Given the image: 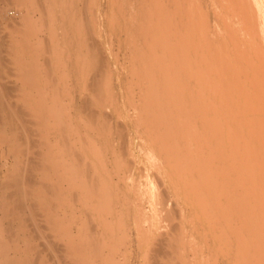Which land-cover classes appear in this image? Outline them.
Returning <instances> with one entry per match:
<instances>
[{
  "label": "rangeland",
  "instance_id": "374dc122",
  "mask_svg": "<svg viewBox=\"0 0 264 264\" xmlns=\"http://www.w3.org/2000/svg\"><path fill=\"white\" fill-rule=\"evenodd\" d=\"M112 1H113V4H112ZM118 1H119V3L121 2V0H118ZM124 1L125 0H122V2H121L122 5L121 6L125 5L126 2H124ZM136 1L134 2V0H133V3H132V0H128L126 5H125V7L128 8V5L131 4V3H132L133 6H129V8L133 9V7H135V6L136 7L140 6V4L136 5L137 4ZM142 1L144 3V4L142 3V8L144 6L145 10L149 9V8L151 9V11L149 10L150 13L147 10L148 11L147 13H149L147 18L150 19V17H149V16H151L150 14L151 13L153 14L152 10L155 9L156 5L158 4L157 2H159L161 0H157V2H156L157 4L154 2V0H142ZM163 1L161 2V4L163 3V5H166V8H165V6H163L164 8L162 7V5H160V6L163 8V10L165 9L162 14H165V16L167 18L164 15L161 14V12H162V10H161L162 8H161L159 12H157V10H156V12H157V13L155 12L156 15H153L151 17V19L153 17H155V16H157V18H158L160 15L164 17V18L162 17L164 22H165L166 19L168 20V18H171L170 19L171 21L176 20L177 17L179 19H181L180 16H184V15H186V18H187V19L185 18L186 19L185 22H186L187 25L184 23V20H182L183 24L181 23L182 22L181 20H180L181 21L180 23H179V19L176 20V22L178 21V23L180 25L182 24V26L185 25L186 27H188V28H186L184 26L185 27L184 28V27L181 26L178 31H177V29L179 28L178 26H180V25H177L176 23L173 24L174 21L173 22L170 21L172 25L175 26V24H176V26L178 27L177 28L175 26L176 30H174V31H176V32H174V33L177 35V38L175 37V39L171 35L172 33L170 34V32L172 31L171 29L174 26L172 27V25L169 23V25L171 26V27H169V25L166 23L167 21L165 23L167 24L166 26H168L169 28L167 27L168 29H166L165 27H163L165 29H163L161 32H159L156 29H159L160 27L165 26V24L161 25V23H160L161 21L158 22L159 19L154 20L155 19L154 18V19H152L153 21L151 20L152 22L148 19L146 21V23L145 22L143 23V21H141V20H145V17L147 15H145L146 13L145 14L143 13L144 17L141 16L142 11L144 10V9L142 10V8L141 9L139 8L142 11H140L139 9H134L133 10V15L134 16L130 15L131 18L132 17L133 18H135V17L136 18H139V17L141 18L142 17L143 19L139 18L140 19L139 22H140L141 25L138 24V21H137V24H138L137 25L136 22H134L133 19H132L133 21L130 20V21H132V24H129V22H130L129 18L130 17L129 18L127 17V19L125 17L128 14H131L132 11L130 9V12L128 10L129 13L127 12V14H126L125 11H127V10H125V7H124V10H122L121 7H120V4L117 2V0H16V1L15 0H0V57H1V59H0V67H1L0 68V84L2 83L1 84L2 88L0 87V93H1L0 94V264H13V263L15 264V262L17 264H24L27 261H28L27 264H31V262H32V264H213V263L214 264H227V263H224V262L228 261V260H226L227 255L231 256L235 251L238 250L237 247L239 245H241V247L239 248L240 250H242L241 248H244L243 249L244 254H242L243 252L242 253L240 252L242 255L240 254L238 256V254H239V250H238V253H236L235 257L231 256L232 257L231 258L229 256L230 257L229 259H231L230 260V264H232V263L241 264V261L242 262L244 261V258H245L244 256H247L245 258L246 261H245L244 264H249L247 262L248 258H250L249 259L250 260V264H255L254 263L255 261H257L256 264H264V255H263L264 254V244H263L264 243V226H263L264 222H263L262 226L260 227L261 222L264 219V212H263L264 208H261L262 206H264L263 205L264 202L262 203V205H260L262 199L264 198V196H263L264 187H262L264 185V183L263 184L259 183L260 178H261L260 182H263L262 178H264L263 177L264 176V174H263L264 173L263 172V170H264L263 168L264 167L261 166V165H263L262 162L264 161V153H263L262 156L260 155V154H262V152H264V150L262 149V147L264 148V146H262V141H263L262 138L264 137V136H262L264 134V129H263L264 128V120H263L264 117L261 116V117H263L261 119V122H260V118H259L260 114L262 113L261 112L262 109L261 110L259 109V108H261V106L259 104L264 106V104H263L264 98L262 100V98H260V96L264 95V92L261 90V88L263 87V86L261 87V85H262L261 82L262 81H259V80H264L263 79L264 76L261 79V77H260L261 73L258 72V74H260V76L258 74H256L257 73V69H260V71L262 70L261 71L263 73L262 75H264V72H263V70H264L263 67L264 66L259 65V66H261V68H259V66H254V64L255 65L259 64V60L264 57V52L262 51V48L264 50V47H263L264 38H262L260 36L261 37V39H260L257 36V32H258V34H260L259 31L261 30V28L262 29L264 28L263 27L264 25L261 27L262 24L260 25V23H261L260 21H258L260 23L257 22L260 26L257 23H254V22H250V23H253V24H251L252 26L249 25L250 23H245L244 22V23L240 24V25L245 24L244 25L245 28L244 27L243 28L245 29L244 31H246V32L243 33V29L238 26V22L237 23H234V22L232 23V24H234V26L236 24V28L239 27L240 29H242V33L244 35L243 37H246V36L249 37V35L250 36L252 35V39H253V37L255 38L257 36L261 40L262 44H259L260 47L258 45V48H261V49H259V51L257 50V52L255 53L256 55H255V54H253L256 51L255 50L256 47L254 45L257 44L256 42L259 43V39L256 37L258 39V41H256V42L254 41L255 42V44H254V42L251 43L252 40H251V37H250V44L253 45V46H251V45L249 46L248 45L249 44V40H247L245 38H243L244 39L243 40L242 36H239V34L236 33V31H235L236 28L233 29L235 31V33L238 34L237 36H239V38H241V39H239V43H241L240 40L243 41L242 44L245 43V42H248V44H243V45L244 46L248 45L249 46V51H250V49H251V51H252V49H254V52H251V51L249 52L248 50L247 51L245 50L247 47L243 48L245 53L250 54V56L249 55L247 56V54L246 55L243 54L244 51L240 48V47H243V45L240 44L241 46L239 45L240 46L239 47L238 44H237L235 46L234 42H236L237 40L235 41L236 35L233 36L232 27H234V26L231 23H228L229 26L231 24V27H229V29L231 31L228 29V25H227V27L225 25L221 26V27H223V29L222 28L219 29L220 25H218L219 27L216 26L218 28L217 29L218 32H216V31L215 32L220 34V35L224 34V31L225 32L229 31L228 35H229V37L231 35L232 36V38H231L232 42L234 41L233 43L231 42L232 45L235 46V49H237L239 47L238 48L239 51L237 50V53H241L242 52V54H236V52L234 54V51H232V50H235V49L231 47L230 40H228L230 44L226 41L228 43V44L226 43L227 46H229L230 51H232L234 56H235V57H231V59L232 58H234V59L236 58L235 60L237 62V58H238L239 59L238 61H239V63H241V66H242V62H243V60H241L242 62H240L241 57H243V58L245 57L244 58L245 60L248 57L247 60H249L250 63L252 61V63H251L252 66L251 65H249L250 67L247 66V67H249L248 68L249 72H247V67H246V64H245L246 62L245 63L243 62L244 70L246 69V71H244L243 73L241 72V74L240 73L238 74V72H240V69L241 68L243 69V66L241 67L239 64H237L238 62L237 63L233 62V63H236L237 65H239L240 68H238L237 66H233V68H232L231 67L232 65H231L230 58L228 57L229 59H226L227 53H229L228 54L229 56H232V52L230 53V51H224V52L221 53V55L219 54L220 57H221L222 54L226 53L225 58L224 57L223 58H224L225 62H226V60L230 61L229 66L231 65L230 66L231 68L228 67V68H230V70L226 66H224V68H223V66H221V65L225 64L224 61L222 62L223 64L220 65L219 64L220 60L217 59V54L220 51V49L218 48V45L219 46L221 45V43L219 44V42L221 41V37H223L222 41L224 43L221 41L223 43V45L225 44V40L228 39L229 37L224 39V35H221V37H219L220 35L217 34L218 35L217 36V40H216V37H215V40L217 42L216 41L212 42V41H214V40H212L211 43H210L211 37H214L215 35L213 34L214 31H212L213 35H209V32L212 30L211 28H215V25H217V24H212L217 19L216 18L214 20V18L216 17V14H215L216 10L214 8H212V5L208 6V8L206 9L207 5L205 4L204 0L203 1L202 0H200V1L199 0H197V1L193 0V2H191L190 5H189L190 1L186 2V0H185V3H182L184 0H182V2L180 0H173V1L172 0L168 1L167 0L168 2L165 3V4H164V2L166 0L164 2ZM174 1L176 2V5H175ZM179 1L181 2L182 5L181 4L177 5V3H179ZM149 2H154L151 5V6H153V4H154L153 8L148 7V5L146 3L150 4ZM169 2L171 4H173V2H174V4L171 5V7H173L175 5L174 6L175 10L177 8L179 9V7L181 5L182 9L184 8L183 11L182 12L179 11V10H182L181 8L179 10H177V11L181 12V14L183 13V15H180L179 12H178L179 15H177V13L175 12L176 15H177L176 16L173 13L174 11H172V8L170 7ZM134 3H136V4H134ZM186 3L188 4V6H187ZM42 4H44V5H42ZM46 4H47V6H46ZM145 4H146V7H145ZM201 4H204L205 6L203 5L204 6L203 7ZM50 5H51V7H50ZM185 5H186V8L183 7ZM191 5H192V10H191V8L187 9V7H190ZM160 6H159V8H160ZM177 6H179V7H177ZM200 6H202V7H200ZM169 7L171 8V12H169V13H173L174 17L176 16L175 17L176 19L173 17L172 14H169L168 11H166ZM174 7H173V9H174ZM47 8H49V9H47ZM119 8L122 11L119 12ZM201 8H202L203 12H201V15H200L199 12L202 11ZM90 9H92V10H90ZM196 9H197V11H196ZM204 9L206 10V13L204 12L205 11ZM135 10H136L137 14H138V10L141 12V14H138L140 16L137 17V15H135L136 14L134 12ZM145 10L143 12H145ZM184 10H185V14H184ZM187 10L189 12L191 10V12L189 13V12H187ZM90 11H91V13L94 16L90 13ZM123 11L126 14V16L123 13ZM165 11L168 13V16L170 15L169 17L167 16L166 13H164ZM169 11H170V9H169ZM194 11H196L195 12L196 15H195ZM95 13H96V15H95ZM188 13H189V15H188ZM203 13L205 15H203ZM252 13H254V12H252ZM258 13H259V10H258ZM258 13H257V17H259V15H260ZM263 13L264 12H262L261 15L264 17ZM122 14H124V16H123L124 18H122V16H121ZM191 14L195 18H193ZM211 14H212V16L215 14V16H213L214 17L213 19L211 18L212 17ZM26 17H27V19H26ZM197 17H198V19H197ZM263 17L261 19H263ZM92 18H93V21H91ZM109 18H110V20H109ZM190 18L193 19V20L191 21ZM203 18L204 19L206 18V20H204ZM200 19H202L203 21H201V23L199 24L198 22H199ZM261 19H259V20H261ZM44 20H45V22H44ZM94 20H95V22H94ZM124 20L125 21L127 20V22L129 21L128 24H126L127 22H124ZM136 20L137 19H135V21ZM210 20H211L212 27L210 25H206L207 22H208V24L210 23L209 22ZM109 21H110V23L108 24ZM149 21L151 22V24L152 23L155 24L154 21H157V24L160 23L157 26L155 24L156 29L155 28H153V29H155L156 31L152 30L154 32V34L152 33V31H150L153 34V39L154 38L160 39L159 36H161V35L163 36V34L164 35L167 34L168 31H166V30H169L171 28L170 29L171 31L168 34L171 35V37H173V38H171L170 36H167V35H165L163 37L161 36L162 38L169 37L170 40L174 39V41H175V42L173 41L174 44H175L174 45V49H172L173 46L169 47V46L173 45L170 40L165 38V40L167 39L166 41H168V42L170 41L171 42V43L167 42L168 45L163 41V43L165 45H167V47H169V48H166L165 45L163 46V48L165 47L166 49L164 50V53L163 52L162 53H163V55L164 54L167 55L166 58L161 57L162 55H159L161 53L158 50H160L159 48H161L162 46H160L158 39L157 40L156 39H154V40L152 39L151 40L152 42H154V44L152 42H150V44L152 43L153 46L156 45L154 47L152 45H150V44H147L150 41L148 39L149 38L148 34H150V32H148V30H147L148 29L147 26H149V24H150ZM189 21L191 22V24L193 23V21L194 22L197 21V22L193 23L192 27H190L191 24H190ZM218 21H220V20H218ZM218 21H216V22H218ZM117 22H118V24H116ZM122 22H124L125 24L122 23ZM147 22H148V24H147ZM221 22H223V21H220V24L222 25ZM13 23L15 25H11ZM262 23L264 24V22H262ZM154 24H152L153 26L151 25V28L155 27ZM197 24H198V26H197ZM246 24H247V26H246ZM254 24H255V26H254ZM96 25H97V27H96ZM117 25L121 26V28L122 29L124 28L125 30L124 29L122 30ZM123 25H131L132 26V27L130 26L131 27V32L132 33H136V35L139 34V35H137L138 37L141 36L144 32L147 31L148 34H147V38L146 39L149 40V41L147 42L145 38H144V40L147 43L143 41L144 35L146 36L145 33L139 38L137 36H135L134 38H131V34L132 33H129L128 34L129 36L125 33V32H129L130 31L129 26L122 27ZM133 25L134 26L136 25V27L138 26L137 27L138 29H141L143 27V29L141 31V34H140V30L137 31V28H135V29L133 28L134 27ZM256 25H258V26H256ZM15 26L17 28H15V30H14L13 27H15ZM22 26H23V29H21ZM89 26H91L92 28L89 27ZM104 27H106V28H104ZM126 27L129 28L128 31H126V29H127ZM139 27H141V28H139ZM224 27H226L225 29H228V30H224ZM259 27H261L260 30H259ZM30 28H31V30H29ZM118 28H119V30H118ZM175 28H173V29H175ZM197 28H198V30H196ZM239 28L236 29L237 32L239 31ZM132 29H133V31H132ZM189 29L194 33V34L190 33V34L194 35V37H193L194 40L195 41L198 40V41H196V43H195L194 40L192 38H190L193 41V43H191L192 41L189 40V42L192 44V47L191 48L188 47V49H186V46H190V43L187 41V39H188L189 36L190 37L192 36V35L188 36L189 31H190ZM193 29L198 31L197 32L198 36H201L202 34L203 35L207 34L208 36L207 35L206 36L208 38L210 37L209 40H208L209 43H207V39H206L207 37L205 38V36H204V38L206 39V42L204 41V43H202V42L205 39H202L201 38L202 36L198 37L196 35L198 37V39H196L195 38L196 32ZM164 30L167 33L166 32L162 33V32H164ZM251 30L255 32L256 36H253L254 32L252 33ZM92 31L96 34V36H97V34H100L99 38L96 39V36L92 33ZM184 31H185V34L187 35L186 40H184L185 36H186L185 34H183ZM219 31L222 32V33H220ZM200 32H201V34H200ZM157 33H158V35L156 36ZM240 33H241V31H240ZM247 33H250V34L248 35ZM180 34H182V35L180 36ZM29 35H30V38H29ZM102 35H103V37H102ZM104 35H106L107 37L106 36L104 37ZM183 35H184V37H183ZM132 36H134V34ZM23 37L26 40L23 39ZM126 37L131 38L132 40L131 39H127ZM181 37H182V39H180ZM15 38H17V39H15ZM104 38H106L105 41L102 40ZM137 38H138V41H137ZM140 38H141V40H140ZM178 39H180V41L181 40L182 41L179 42ZM200 39H202V41ZM218 39H220V40H218ZM139 40L141 41V43H143V45H144V43H146L145 44L146 48H147V45H150L151 46V50H150L151 52L148 50L150 48L149 46H148V49H146L144 46H143V48H141L142 44H140V46L137 47L138 49L140 48L139 50L135 47L136 54H135V52H132L133 51L132 49H134L133 44L140 43ZM15 41L16 42L18 41V42L16 43ZM160 41H162V39ZM183 41L184 42L186 41L184 43V46H182L183 48H185V51H184L185 53L183 52V48H181L179 53H177V50H179V47H181L180 44L183 45L182 44ZM199 41H201L202 46H203V47H200L199 50L203 51L202 48L205 49V51H203L201 53L202 55L198 54L199 52L196 54V48H198L196 45H197V43H200ZM12 42H14L16 45L13 44ZM94 43L97 44V45H95ZM160 43H162V42H160ZM215 43L217 45L214 47ZM158 44H159L160 47H158ZM178 44H179V46L176 48V45H178ZM204 44L205 45L207 44V45L204 47ZM212 44H214L213 48H215L214 49L215 52H214L213 49H211ZM129 45H130V47L128 48ZM200 45L201 44H199L198 46H200ZM92 46H93V48H92ZM97 46H99V47H97ZM131 46H132V49H131ZM135 46H137V44ZM194 47H195V49H194ZM251 47H255V48H251ZM102 48H103V50H102ZM156 48H158V50H155ZM207 48H210V49H208V51L212 50V52H214L215 55L213 53L211 54V52H209L210 55L204 56L205 54H208V52L206 51ZM217 48H218V50H217ZM227 48L228 47H226L225 50H227ZM229 48H228V50H229ZM130 49L132 51H130ZM135 49H134V51H135ZM141 49H143L144 51L145 50L149 51V52L146 51V53H151L152 54V52H153L152 55H154L155 52H157V51L159 52V53L157 52V56L159 55L160 59L158 57H157L158 59H156V57H155L156 55L153 57V59L157 60V61L156 60L154 61V63H155L154 67H153L154 70H152V71L150 70L149 72H147V70H149V68L153 65V62H152L153 60L150 61V58L148 56L149 54H147V57H146L145 56L146 54L144 53L145 54L144 55L142 53V52H144L143 50H142V52H140ZM152 49H153V51H152ZM167 49H169V50H167ZM170 49L173 50V51L170 52ZM189 49H190V52H189L190 58H189V61L187 60V62H188L187 64L188 65H185L187 67H185V66H183L186 63L185 59L186 58L188 59V57H186L188 55L187 54L188 51H186V50H189ZM137 50H138V52H137ZM260 50L263 53L262 54L263 57L261 56V53H260L261 51ZM193 51H195V52L193 53ZM87 52H88V54H87ZM95 53L97 55L98 54L99 55L96 56ZM133 53L135 54L134 56H133ZM140 53L143 56L142 59L146 57L145 59L147 60V58H149L148 60L150 62H152V63H149L148 61H146V63L148 62V64H145V62H144L145 59L142 61V59L140 60V58H138L139 56L136 57V59L138 58L139 61L136 60L135 56H137ZM168 53L170 54L169 56H168ZM175 53L178 54L176 56V58L173 57L175 55ZM183 53H184L185 56H183ZM259 53H260V55H259ZM141 54H140V56H141ZM181 54H182V56L180 57ZM193 54H196L197 56H194ZM240 55H242V56H240ZM92 56H93V58H92ZM193 56L196 58L195 60H194ZM198 56L200 57V60H198L199 62L196 64L195 62L197 61ZM211 56L216 57V59L215 58H212V59H215L216 61L219 60V62L214 64L213 61H211L212 60L210 58ZM257 56H259V57L261 56V58L258 60ZM114 57H115V59H114ZM207 57H209L210 60ZM250 57H251L252 60H250ZM131 58H134L132 60V62L134 61L133 63L131 62ZM170 58H171V61H169ZM180 58H183L182 59L183 63H182L181 66H182V68L183 67L185 68L184 71L182 70V73L184 72L183 76L185 74L190 76V80H189L188 76H186V77L181 76L178 79V82L182 79V81L180 83L181 87H182L181 88L182 91H183L184 87L188 86L187 85L188 81L186 82V80H189V83H190V85L187 87V89H185V91H183V92L181 91L182 94H185V92H187L188 89L190 91V87L193 85L192 86L193 87V91L195 90L194 92L197 93V90L194 89V88H198V94L199 95H198V98L196 99V97H197L196 95L197 94L193 93L192 90H191V92H192V94H194L192 96V98L190 97L191 96L190 93H186V97L183 96V97H185L183 99H184V103L187 102L185 99H188V104L186 105L188 107H183V109H181V111L178 110V106H180L181 103L184 105V103L182 101L183 99L181 100L182 94H180L178 96H175V100H174V98L172 99L170 97L172 99V101L169 102L170 106H168L167 109L165 110V107L168 104V102L165 101V99L168 98L166 94L168 93L167 91L169 90V87H172L170 78L174 77V79H175V75L176 74L174 76H172V75L174 74V68H176L177 64H178L177 63L178 62L177 59H179V61H180L181 60ZM202 58H204V59L207 58L209 60V62L203 61V64L206 62L205 66H203V67H202V63H201V60H203ZM192 59L194 60L193 63H191ZM96 60L98 62H96ZM100 60H103V61L105 60V61L103 63V61L100 62ZM135 60L137 61L138 64L140 62H144L143 65H145V66L142 67V66H140L141 65L140 64L139 66L141 68L139 66L137 68L138 64L135 65L136 64ZM172 60L175 63H172L173 62ZM215 60H214V62H215ZM261 60L264 61V58L261 59ZM73 61H75V62H73ZM162 61H164V63H162ZM229 61H228V63H229ZM249 61H247L248 62L247 65L250 64ZM253 61L254 62L258 61V63H253ZM262 61H260L261 64H264V62H262ZM89 62H91V63L89 64ZM94 62H95V65L93 66ZM166 62L167 63L170 62L168 64V66L166 65L167 67L165 66ZM210 62H212L213 65ZM2 63L4 65H1ZM130 63H131V65L133 67L130 65ZM160 63L162 65H160L161 67L158 70V71H160L158 73L159 76H157L158 78H156L155 76L157 74L154 75V73H156L157 66ZM180 63L181 62H179V64ZM207 63L208 64L210 63L212 65V67H214V68L216 67L217 70L221 69V68H219V66L222 67L223 70L226 67V69H225V71H223V73L224 72L226 73V71L228 73V70H229L231 76H234L231 73V71L233 69H235L234 70L235 72H236V69H239L236 72V74H238V76L236 75L237 76L236 77L237 80H235V82L236 83H238V81L239 82H243L242 84L238 83L240 85V86H238V88L241 87V85H245V86L247 85V87L244 86L245 89H243L244 87L242 86L243 87L242 88L243 91L240 88L239 89L240 93L237 94L238 88L235 87L236 84L235 85L233 84L234 80H232L233 77L231 78L230 75L224 73L227 78L223 76V80H222V78L220 80V77L218 75H220V73H222V71H219V74H218V71L216 72V68H215V71L212 74L213 75L212 77H210L211 76L210 73H209L208 76L206 75L208 71L211 72L212 70H214L210 66V68L212 70L207 68V70L205 71L204 68H206V65H207V67L209 66ZM228 63L226 62V64H228ZM88 64H89V66H88ZM112 64H113V66H112ZM149 64H150V66L148 67ZM171 64L172 65L175 64V65L170 66ZM199 64H200L201 68H200V66H198ZM134 65L137 68V70L139 68L140 69L138 71H136V70L133 71V69H131V68H135ZM194 65H196V72L195 73H193L194 72V68H195ZM86 66H88V67H86ZM106 66H107V68H106ZM118 66H120V67H118ZM122 66H124V67H122ZM163 66H165V69H164ZM189 66L192 67L193 71L189 70L190 69ZM179 67L180 66H178V68ZM252 67L254 69H252ZM108 68L110 70H108ZM167 68L172 69V73L168 69V71H170L169 73H171V74H169V75H171V77L169 76L170 80H168V82H167V83H170V84H168V87H167V84H166V86H164V84H165V82L167 80V79L164 80V78H166L165 75L168 74V72L166 74ZM255 68H257V69H255ZM145 69H146V71H144ZM163 69L165 70L164 72L162 71ZM198 69L202 70V73L201 74L199 73V76L203 75V70L205 71V74L201 78L204 79V77H206V76L208 77V78L207 77L205 78L206 82H204V83L206 85H204V83H202L205 80H201L202 81L201 82L202 86L200 85L199 80L201 78L197 74V70ZM242 69H241V71H242ZM250 69H252V70H250ZM89 70L93 71V72H90ZM95 70L99 71V73H97V71L95 72ZM130 70H132V71L128 72ZM187 70H188V72H187ZM253 70L256 71L255 74L258 75L257 77H260V79L255 77L254 73L252 72ZM142 71L144 73H146V72L148 73L147 76H144L143 79L141 78L144 75V73H143V75L141 74ZM189 71L191 72V75L188 74ZM250 71L253 73V76L251 75ZM87 72H89V73H87ZM102 72H104V73H102ZM108 72H111V73H109L107 75ZM134 72H136L138 75H140L139 77L142 79V81H141V79L137 78V76L135 77V75H137V74L134 73ZM161 72H163L162 73L163 75L160 74ZM185 72H187V73H185ZM126 73H128L129 75L128 74L126 75ZM130 73H134L135 75L132 74V76H133L132 77ZM177 73H179V72H177ZM182 73H181V75H182ZM95 74H97L96 78H95ZM151 74H152V76L150 77ZM215 74H217L218 77L213 78V77H215ZM233 74H234V72H233ZM242 74L247 75V78L250 75L248 79L253 81L252 85L255 86L254 84H259L260 86H258V85L257 86H258V88L260 87V89L258 90L257 86H255L256 89H257L256 90L255 87H253L251 84H249L250 82H249L248 79L246 80V78L241 77ZM90 75H91V77H90ZM160 75L163 76L162 77V80H163L162 81L163 82L162 88L158 87V86H160L162 84L161 79H160ZM179 75H180V73H179ZM196 75L198 76L199 79L196 78ZM84 76H86V77H84ZM104 76H105V78H104ZM220 76H222V75H220ZM101 77H102V79H101ZM154 77H155L154 81H156L157 83H154V81H153ZM209 77L211 79L213 78L212 79L213 81H214V79H216V81H214L215 82V86H212V84H214V83H212L213 81H211V86L209 87V85H210V83L208 85V82H209V79H210ZM238 77L239 78L241 77V78L238 79ZM254 77H255V79H253ZM113 78L114 79L116 78L115 81H114ZM135 78H137V80H135ZM148 78H150L151 81L148 80ZM194 78L197 79V80H195ZM217 78H218V80H217ZM236 78H234V79H236ZM94 79H96V80H94ZM98 79L100 81L96 82V81H98ZM191 79L192 80L194 79L197 82L192 84V82H194V81H191ZM229 79H231V81ZM257 79H258L259 83H257ZM80 80H81V82H80ZM87 80H88V83H87ZM121 80H123V82ZM147 80L150 81V83H148ZM245 80L248 81V83ZM254 80H256L255 81L256 83H254ZM137 81H139V82L137 83ZM158 81H160V82H158ZM221 81L223 83L225 81V84H224L223 87H226L225 85H228V84L230 86L231 83L234 85L233 87L232 86L231 87L227 86L228 88H225L226 90L229 89V91L227 90L228 92H230V88H232V89L234 88V90L237 89L235 91L236 95H235L234 91L231 94L236 96V97L234 96L235 97V99H234L235 102L234 103L235 104L237 103L236 106L238 105L237 107L239 109H240L239 106H241V105H240V102H239L240 100H236L237 97L240 96L239 98L244 100V99H246V97L248 98V96H249V99H250V93H251V95L255 94L256 97L253 98V96H251V98H252V100L250 99L251 101L244 100L245 101V103H244L243 100H241L242 101L241 102L242 103V110H243V108H245V112H246V113L244 112V114L242 113V116L244 117L245 114L247 115V111L248 110H251V112L248 111V113L250 112L254 116V117H252V115L250 114V116L253 118L252 119L249 115H247L248 116V123L246 122L247 117L243 118L240 115L241 114V112H240L241 110H238L239 112H237L238 108L236 109V106H233L235 104L233 102H231L232 100L230 99L233 95L230 96L229 100H230L231 108L234 107L235 109L232 110L230 108L231 109L230 110L227 107L228 111L225 112V113H227V117H228V114L230 112H233V111L234 112H233V114L230 113L231 117L229 116V118L231 120L228 121L229 124H228V122H226L228 119H227V117H225L226 116V115H224L225 113L222 114L226 110H224V111L220 110L223 106L221 107V105L218 102H220L222 99L220 101H218L220 99V97H219V99L217 97V96H219L220 93L223 95V91L225 90L223 87H221L223 83L222 84L221 83L218 84ZM226 81H228V82L226 83ZM146 82H147V84H146ZM130 83H132V84H130ZM133 83H135L136 85L133 84ZM174 83L175 82L173 81V85H175ZM3 84H4V86H3ZM93 84H95V86L97 85V88ZM155 84L158 85L157 87L159 88V90H161L162 92H165L164 97H161V95H162L161 91H159L157 88H155V86H156ZM195 84L200 85L201 88L198 85H197L198 87H194ZM248 84H249V86L251 85L250 88H248ZM52 85L54 87H51ZM120 85H121V87H120ZM124 85H125L126 90L124 88ZM129 85H130V87H129ZM147 85H149V91H148V88H147L148 86ZM151 85H153L152 87H154V88H150ZM218 85L220 86V89L221 88H222V90L224 89L220 93H219L220 89L218 90V88H217V87H219ZM163 86L167 87V88L166 89L164 88L165 90H162ZM203 86H205V88ZM94 87H95V89H94ZM192 87H191V89H192ZM207 87H209L210 89L212 87H214L212 90L214 91L213 93L216 95V96L215 95L213 96V93L210 92L212 94L211 95L212 98L210 100V101H212L211 105L213 104L212 105L213 107L211 106L210 108H212V109L214 108L213 110L211 109L212 111L208 110L207 109L208 106H206V104H209V106H210V103L206 102L207 100L209 101L210 96L209 97L205 96V98H209V99H204L206 101L202 100V98H204L203 96L205 95L206 92H207L206 93L207 95L210 94L208 91H206ZM63 88H64V91H66V92H64L62 90ZM203 88L205 90H203ZM209 88H208V90L212 91ZM87 89H88V91H87ZM151 89H154L153 90L154 91L153 92V96L151 94L152 93ZM226 90L224 91V92H226L225 95L227 94ZM250 90H252V92H249ZM254 90H255V92L253 93ZM85 91L87 92V94H86ZM89 91L91 92L92 96L91 95L89 96V94H90ZM204 91H206V92H204ZM44 92H46V93H44ZM83 92H85V97H84ZM158 92H160L159 94H161V95H160V99L158 98L159 100L156 99V101L159 102L161 100L160 101L161 102L160 105H159L160 102L157 104V103H155L156 101L154 102L155 99L153 100V98H157L155 96L158 95L157 94ZM199 92H201V94H203V96L201 95L202 96L201 98L199 97L200 96ZM217 92L219 93L218 95H217ZM242 92H244V93H248L249 92V95L248 94H244ZM260 92H261V94H259ZM81 93L83 94L84 99L88 100L90 103L89 102H85V100H82L83 97L81 99V96H82ZM171 93H169V94H171ZM256 93H258L260 96L256 95ZM64 94H65V96H64ZM72 94L74 95V97L72 96ZM149 94H150V97H149ZM5 95H7V96H5ZM225 95H224V98L226 97ZM227 95H229V93ZM246 95H248V96H246ZM87 96L89 97L90 100L87 99L88 98ZM94 96H95V98H94ZM91 97H92V99H91ZM125 97H126V100H125ZM193 97H195V99L192 102ZM215 97H216V101H217V103L215 101V105H217L216 107H214L215 105H214V102H213V100H215ZM242 97H244V98H242ZM258 97L263 102L259 101V99H257ZM147 98H150V99H147ZM199 98L201 100H199ZM224 98L221 101L222 105H224V103L226 104L225 100L228 99V97L225 98V100H224ZM144 99L146 101V106L144 104V102H145ZM176 99H180L182 102L179 103V101H176ZM232 99H233V97H232ZM254 99L257 101V103L255 102V104H258V105H254L253 104V100ZM78 100H80V101L82 100L84 103L81 101V103H82V105H81V103H79L80 101H78ZM92 100H94V101H92ZM167 100H169V98ZM189 100H190L191 105H193V103L195 102V104L192 106V108H194L195 106L199 107L200 106L199 104L202 101H203L202 103L206 102V104H205L206 107H204V104L202 106V103H201V106L204 109L206 108L208 111L206 109L203 110V108L200 107V108H202V111H206V112L205 113L203 112L205 114L204 118H203L204 120L203 119L200 120L199 122H197V124L195 123V121L196 120L198 121L200 119L199 117L201 115L198 116L196 114H198V113L201 114L202 111H200V109H198L199 112H197L196 111V107L193 110V112L196 111V113L195 112L193 113L192 111H190V110H192V108H190L191 105H189ZM198 100H199L200 103L199 102L197 103ZM72 101H73L74 104L72 103ZM75 101H76V103H75ZM105 101H106V103H105ZM152 101H153L154 104H157V106L155 105L156 109H154L155 107L154 108L152 107V106H154ZM175 101H176V104H175ZM99 102H101L100 105H99ZM108 102H109V104H108ZM227 102L228 103L226 105L229 106L230 105L229 101H227ZM238 102H239V104H238ZM249 102H250V105H249ZM86 103H87V105H85ZM164 103H165V105H164L165 107L163 106ZM3 104H5V105H3ZM103 104H104V106H103ZM107 104H108V106H107ZM172 104L176 105V107L173 106V107H175L174 109L171 106ZM132 105L135 106L134 110H132ZM219 105H220L221 108L219 107ZM226 105H224V106H226ZM246 105H249L250 108L248 106H246ZM81 106H82V108H81ZM149 106H151V107H149ZM3 107H4V109H3ZM96 107H97V109H96ZM163 107H164V109H163ZM171 107H172V110H174L173 112L171 111L172 114L170 113V110H171L170 108ZM218 107H219V109H218ZM98 108H101V109L103 108V109L101 110V109H98ZM144 108H146L145 111L143 110ZM179 108H181V106ZM185 108H187V109L189 108V112L190 113H188L187 109L185 111ZM247 108H249V109H247ZM254 108H256V109L258 108L259 110L258 109L257 110L260 111L261 113H259V115H257L258 111L256 113V109H254ZM1 109L4 110V111H2ZM93 109H95V110H93ZM149 109L151 111H153V110L155 111L156 110L155 113H153V112L151 113V111H150V113L153 114L152 116L150 114V116H151L150 118L148 117V114H147V113H149L148 112ZM224 109H226V108H224ZM89 110H91V111H89ZM214 110H215V112H214ZM217 110H220L221 114L219 116H220V118L222 116L221 119L218 117L219 111H217ZM229 110H230V112H229ZM160 111L161 112L165 111V112H163L164 113L163 114ZM183 111L186 112L187 113L186 115H188V116L186 117V119L184 118L185 120H184V123H182V124H183V127H184V124H185L186 128H183V130H182V125H181L180 121H183V120H180V117H185L183 115ZM6 112H7V114H6ZM104 112H105V115H104ZM135 112H136V114H135ZM143 112H144V114H143ZM168 112L170 114L168 116H169V118L171 116V118H170V122L167 121L166 123H168V124H166L164 122L168 119V117H166ZM177 112H179V114L175 115V114H177ZM191 112L194 115L198 116V119H196L194 117V115H193V117H191L189 119L188 117L190 115H192ZM212 112H214L213 113L214 115L211 114ZM263 112H264V109H263ZM82 113H84V114H82ZM132 113H133V116H132ZM160 113L163 114V115H161V117L159 118L160 119V121H159L160 123H159L158 122V117H159L158 115H160ZM181 113H182L183 116H180ZM208 113L210 114L209 115L210 118H211V115L215 116V117L217 115V117L220 120L216 119L215 117H212V118H215L216 122H214V121L211 122L212 118L209 119L210 121L208 119L206 120V118H209V117H207ZM215 113H216V115H215ZM1 114H2V117H1ZM40 114H41V116H40ZM58 114L61 115V116L59 117ZM139 114L142 117H139ZM146 114H147V119H149L147 122H146V118H145ZM102 115H104V116H102ZM118 115H119V117H118ZM154 115H156V118L153 121V119L155 117ZM232 115H237V117L236 116H232ZM261 115H263V114H261ZM42 116H44V117H42ZM49 116L51 118H49ZM162 116H164V118ZM46 117H48V118H46ZM88 117H90L89 120H88ZM174 117H176V119L179 118V120H177V122H176V120H174ZM224 117L227 120L224 119ZM9 118H11V121L9 120ZM42 118H44V119H42ZM58 118H60V119H58ZM187 118L189 119L188 122H187ZM193 118L196 119V120L193 121ZM234 118H235V121L237 120L236 123L234 121ZM249 118H251L250 119L251 123L249 122ZM52 119H53V121H52ZM54 119H56L57 121L54 122ZM64 119H66V120H64ZM134 119L136 120V122H135ZM141 119L143 120V122H142ZM161 119H163V120L161 121ZM215 119H213V120H215ZM222 119L226 120V121H223ZM258 119H259V123L258 124L260 125V123H261L260 128H259V125L256 122V121H258ZM3 120H5V124H4ZM97 120H98V122H97ZM137 120H139L138 123H137ZM172 120H174L173 123H172ZM252 120H254V121H252ZM14 121H16V122H14ZM37 121H40V122H37ZM100 121H102V122H100ZM133 121L135 122V124L133 123ZM185 121H186V123H185ZM233 121H234V123H233ZM242 121H245L247 124L242 122ZM152 122L153 123L155 122V124H153ZM157 122L159 123V125H157ZM162 122L165 125L162 126V124H163ZM39 123H41L42 126ZM59 123L62 125L61 127H63V129L59 127L60 126ZM104 123H106V124H104ZM171 123L173 125V128H171L172 127ZM178 123H180V124L179 125H174V124H178ZM37 124H39L40 126L37 125ZM92 124H93V126H92ZM107 124H109V125H107ZM138 124H139V126H138ZM146 124H147V126H146ZM253 124H254V126H253ZM129 125H130V128H128ZM153 125H155L154 126L155 128L152 127ZM156 125L158 126L157 130H156ZM166 125L168 126V128L166 127L167 130H166V128H165V130H163V131H166V132H160V130H162L161 128L165 127ZM249 125H250V127H248ZM257 125H258V128H256ZM2 126H3V128H2ZM102 126H105V127L102 128ZM134 126H136L137 128L134 127ZM233 126H235V127H233ZM237 126L240 127V128H238ZM49 127H50V129H49ZM178 127L180 128V130H178ZM192 127H193V129H192ZM58 128H60V131H62V136L63 137L60 136L61 132H60V135L58 134V131H59ZM79 128H80V132H79ZM95 128H97L98 131H96ZM151 128H152V130H151ZM176 128L178 130L177 133L176 132H172L173 133L172 134L171 131H174V129L176 131ZM57 129H58V131H57ZM128 129H130V131ZM137 129H138V131H137ZM221 129L224 130L225 132L222 131ZM256 129H257V131H255ZM258 129L261 130V133H260V131ZM67 130L72 131V132L70 133ZM235 130H237V131H235ZM168 131L170 133H168ZM258 131H259L260 136H261L260 140H256V138H258L257 135H259V134H257ZM56 132H57V134L60 137L57 136ZM68 132L70 133V136L68 134V137L65 138L66 137V133H68ZM77 132H78V134H80L82 132L80 134L81 136H82L83 133H84L83 135H85V136L87 135V136L86 137L82 136V138L84 137L83 139L77 138V140L78 139H80V140H79V142H76L75 138H76V136L77 137L79 136L77 134ZM100 132H101V135L99 134ZM131 132H133V133L131 134ZM138 132H140L143 136H141L140 134L137 135ZM159 132L163 133L164 135L162 134L160 136ZM45 133H47V134H45ZM174 133H175V135H174ZM221 133L224 134V135H221ZM254 133H256V137H253V135L255 136ZM52 134H54V135L52 136ZM55 134H56L57 137H55ZM93 134H95V135H93ZM102 134H103V136H102ZM168 134H171V136L172 135L174 136V137L172 136L173 139L170 138V140L172 139V141L169 140V135ZM42 135H44L45 138ZM49 135H51V136H49ZM128 135L130 137H128ZM132 135L134 136V138L132 137ZM135 135H137V136H135ZM165 135H166L167 138L163 137ZM81 136H79V137H81ZM88 136L90 137V139H89ZM139 136H141V138ZM148 136H150V137H148ZM159 136L161 137L160 139H159ZM223 136H225V137H223ZM69 137H72V138H69ZM127 137L130 138V139H128ZM162 137H163V139H162ZM57 138L61 140V142H59V144L55 140ZM91 138H93V139L91 140ZM131 138H132L133 141L135 140L134 142H136V144L134 142H132L135 145L129 143L131 141ZM138 138L140 139V141L138 140ZM174 138H176L178 140L177 142H178V147L179 148L182 145H184L181 148V150H182L181 152L182 153L180 151L176 150L180 154L177 153L176 151H175L176 153L174 154V148L176 149V147H173L174 146L173 142H175V141H173ZM44 139H46V140L44 141ZM153 139H154V143L156 144L155 145L156 147L153 146L154 145V143H152ZM166 139H167V141H166ZM235 139L237 141L238 146L234 145ZM60 140H58V141H60ZM62 140H64V141H62ZM239 140H241V142H243V143L244 142L248 143L247 149L245 148L246 143H244V145H243L240 142V144H239L238 143ZM242 140H244V141H242ZM252 140L254 141V143H253ZM46 141H49L47 143V145H49V146L51 145L52 142H54L53 144H56V142H57L59 147H57L58 146L57 144L54 145V147L56 146L57 149L54 148V147H52V148L50 147L51 149H53V148L54 149L51 150V152L49 151L50 153L46 154V152L48 150L46 148L47 147L46 146ZM65 141H67V143L69 142L68 146H66L67 143ZM138 141H139V143H137ZM143 141H145L144 145H143ZM146 141H147V143H146ZM163 141L165 143V146H164ZM168 141L171 142L172 146H171V144H169L170 142H168ZM179 141H181V143ZM228 141H229V143H228ZM250 141H252V142H250ZM94 142H95V146L91 147V146L94 145ZM166 142H167V144H166ZM249 142H250V144H249ZM255 142H257V144ZM64 143H66V145H65L66 147L63 146ZM74 143H75V146L77 145V147L79 146V147H82V148H79V147L76 148L74 146ZM124 143H126V145ZM150 143H152L153 145H151ZM159 143H160V145H159ZM91 144H93V145H91ZM130 144L132 145L131 149H129L130 146H131ZM227 144H230V145H227ZM251 144H253L254 147H253V145L251 147L250 146ZM255 144L257 146H258V144H260L259 145L260 148L258 147L259 148L258 149L257 146H255ZM40 145H43V147H41ZM162 145H163V147H166V148H164V149L162 148L163 153L161 152L162 151L161 150L159 152V153H161V155H158L159 154L158 153L159 148L161 149ZM166 145L173 147V148L170 147L171 149L169 150L171 152V154H170V152L167 149L169 147H167ZM44 146H45L46 149L44 148ZM69 146H70V150H69ZM73 146L76 149H74ZM88 146H89V148H87ZM186 146H187V148H185L186 149V151H185L183 149V147H186ZM90 147L93 148V149H91ZM242 147H244L245 150H244V153L241 154V155L245 156V154H246V156H245L246 158L244 156H240L241 158L239 157L240 153H242V150H243V149H241ZM255 147H256V149H255ZM127 148L129 150H127ZM250 148H251V150H249ZM41 149L42 150L43 149L46 150V152H44V153L42 152L41 153ZM239 149H241V150H239ZM260 149H262L263 151L262 152L261 151L254 152L255 156L258 157V155H259V157H261V160H258L260 158L259 157L258 158L254 157L253 153H251L250 151L253 152V150H260ZM72 150H73V152H72ZM171 150H173V154H172ZM217 150H219V151H217ZM113 151L115 152V155L111 156V155H113L112 154ZM164 151L166 152V155H165ZM239 151H241V152H239ZM245 151L249 152L250 154H252V155H250V158L248 157L249 154H247ZM133 152L135 154V157H132V156H134V155H132ZM152 152H154L153 154L156 153L158 156H160V157H158V158L161 159V160L159 159L160 161L164 160V161H162V168H160V169L158 168L159 172H156L157 170H155V172H156L155 175L158 176L156 178H160L161 177L160 180L162 178H164V181L161 180V182H158L159 179H157V181H156L157 183H155L154 182L156 180V179H154L155 178V175H154L155 172H154L153 169H151L154 172L153 173V175H154V177H153V185H152V181H151L152 178L150 179L151 182L149 183L146 180L147 177L143 176L146 173H148V170L144 169V167L146 166V164H148V158L147 157L150 156V154H152ZM216 152H219V153H216ZM220 152H222L223 155L225 153L226 154L222 157V153H220ZM167 153H169L170 156L173 155L174 157H176V156L178 157V159L175 158L177 161L174 162V158L171 156L172 157L171 161L173 160L172 163L174 162L172 165L170 164L171 161L169 163L170 159L168 161H166V159H165V156L166 157L169 156V155H167ZM215 153L218 154L219 156H221V158L219 157L220 159H222L221 162L219 161L220 159H217V157L214 155ZM238 153H239V155H238ZM42 154H45L44 155L45 159L43 158ZM162 154H163V156H162ZM226 155H228V157ZM233 155H237L240 159H242V160H240V162L243 161L245 163V161H246V165L239 162L238 165H236L234 163V167H235V165H236L237 168H241L243 165L246 166V167H249V168H247L248 171L242 175V178L246 174L250 178V180H249L250 183L248 182V177L247 176H246L247 178L245 176L243 178V180L245 179L244 180L245 187L248 186V184H249V187L245 188L249 192H247L244 189L240 190V188H242V186L244 187V185L236 183V182H238L240 180H239L238 177L235 178V179L233 178V174H234L233 168L228 169V171H227V169H225L226 166L228 165L227 162L228 163L232 162ZM46 156H49V158L51 157L50 159H52V157H53V159H52L53 160V164H52L51 161H50L51 164L48 162L49 161L48 157H47L48 161H47V163H45L46 165L43 164V162H45L44 160H46ZM199 156H201V157H199ZM225 156H226V158H224ZM252 157H254V161L252 162L253 164L251 163V161L253 159ZM81 158H84V160H80V162H79V159H81ZM110 158H113V161H112V159H111V161L114 162V164H113L114 168L112 166V163L110 162ZM133 158H134V160H133ZM185 158H187V159H185ZM204 158H205V160H204ZM227 158L231 159V160H227ZM41 159H44V160H42L43 162L41 161ZM130 159H131L132 163L134 162L133 165L131 163H129ZM26 160L27 161L29 160L28 161L29 163L25 162ZM86 160H88L87 161L88 163L85 164ZM185 160H187L186 162L190 166H187V164L185 162H183ZM190 160H192V161L190 162ZM198 160L201 161V162H199ZM83 161H85V162H83ZM165 161L168 162L167 166H165V163H166ZM193 161H195V163H193ZM202 161H205V163H203ZM236 161H239V160H237V158H236ZM247 161L248 162L250 161L249 165H248ZM259 161H261V162H259ZM23 162H24V165H23ZM82 162L84 163V165H83ZM116 162H118V164ZM156 162H158V160ZM254 162H255V164L256 163L257 164L255 165ZM66 163L73 164V165L70 166L71 168L68 167L66 169H63V166L66 165ZM135 163H136V165H135ZM177 163H178V165L176 167L175 165ZM40 164H42L43 166L39 167ZM47 164L49 166H47ZM102 164H105L107 166L105 167V165L103 166ZM109 164L112 167L109 166ZM129 164L133 166V170L130 169L132 166L129 167ZM180 164H181V166H179ZM202 164H205V165H202ZM259 164H260V171H259ZM37 165H38V167H37ZM139 165L143 166L142 173H141V170H139V169H141V166L138 167ZM169 165L173 166L174 169L176 168L175 170L177 171V172L175 171V173H176L175 175H174V172L173 173L171 172V174L174 175V176L171 175V176H173V177H171L172 180L170 179V176L168 177V175H170L169 174L170 171L173 170V168L169 169V167H171ZM215 165H217L218 169L221 168L220 170H218V169H217V171L215 170L216 173H217L216 175H215L214 171L213 172H207L208 168L206 166L215 168L216 167ZM28 166H30V167H28ZM44 166L45 167L47 166L46 170L44 169L45 171L42 170V168ZM82 166H83V168H82ZM184 166H186V168ZM250 166H252V167H250ZM254 166L258 167L257 169L260 172V176L256 175L257 170H255L256 172L253 171L254 169H256ZM166 167H167V169H166ZM189 167H192L194 169L196 168L198 171H200V172H198L197 170H195L197 172L195 174L196 177H194V174H193V172L195 173L194 169H193V171L191 169L190 170L191 172H190L189 171ZM56 168H58V169L60 168V169L57 170ZM102 168H105L106 171L103 170ZM126 168H128L129 171ZM251 168H253V169H251ZM28 169H30V170H28ZM97 169H98V171H97L98 173L100 171L99 176H103L101 174L104 172L105 176L108 173L107 177L109 176V178H106L105 176H103L102 179H101L100 177L95 176L94 172ZM163 169H164V171H163ZM56 170L58 171L57 173H55ZM101 170H103V172H101ZM222 170L225 171V172H223ZM144 171H145V174H144ZM166 171H168L167 172L168 175L166 174ZM179 171H180V173L184 172L183 173L184 175L182 173L181 174L179 173L180 175H182V177H180V175L177 174ZM252 171L255 174H253ZM18 172H19V175H16ZM44 172L46 174L48 173L47 176H49V177L46 178V174H45L44 178H43L42 174H44ZM160 172L163 173V175H160L161 174ZM188 172H189V174L187 175L186 173H188ZM259 172H257V173L259 174ZM261 172H263V173L261 174ZM26 173L28 175H26ZM63 173H64L65 176H63ZM90 173H91V176L89 175ZM139 173H140V175H139L140 178L137 180V174H139ZM209 173H212V175H214L213 177L216 178V179H213L214 181L212 180V177H211L212 175L209 174ZM206 174H208V175H206ZM14 175L19 176L17 178H14L15 180L19 181L18 183H17V181H14V183L11 182V180L12 181L14 180L13 177H12ZM25 175L28 176V178ZM86 175H89L88 178H86ZM122 175H123L124 179H123ZM176 175L178 176V178L175 177ZM186 175L189 176V177L187 178ZM261 175H262V177H261ZM29 176H30V179H29ZM91 177H94L95 179L90 181ZM104 177L106 179H104ZM141 177L144 178V179H141ZM167 177H168V179L171 180L170 181L171 183L168 182L169 180L166 179ZM199 177H201V178H199ZM26 178L28 180H26ZM232 178L234 180H232ZM236 179H238V181ZM251 179H253V182H252ZM7 180L10 182V184H9V182ZM187 180H189V181H187ZM172 181H173V183H172ZM217 181H218V183H217ZM46 182L48 183V185H47ZM140 182H142V183H140ZM204 182L206 184L210 185V186L207 185V187H205L206 185H205ZM251 182L253 184H255L257 182V184L253 185ZM158 183H161L159 187H158V185H159ZM178 183H179V185H178ZM235 183H236L237 186L235 185L234 186L235 187V191H232V189L234 187L231 184H235ZM162 184L163 185L165 184V185L163 186ZM213 184H215V185H213ZM250 184H252V186H250ZM188 185H189V188H188ZM239 185H241V187ZM45 186L46 187L48 186L47 189H46ZM154 186H156V187L154 188ZM212 186H216V187H212ZM222 187H223V189H222ZM206 188H208V191L206 190ZM211 188H213L214 190L211 189ZM229 188H230L231 192L229 191ZM254 188H255V190H254ZM260 188H261V190L263 189V191H261ZM183 189H185L186 192ZM217 191L218 192L219 191H226V192L225 193L222 192L223 194L222 193L218 194ZM236 191L237 192L240 191V192L236 193ZM86 192L88 193V196L90 195L89 196L90 198H88L85 195ZM212 192H213V194H212ZM228 192H230V194ZM259 192H260L261 195L258 194ZM193 193L195 195H193ZM208 193H210V194H208ZM240 193L243 194L242 195L243 197H241L239 195ZM236 194H237L238 198L236 197ZM256 194H257V196H256ZM56 195H59V196L57 197ZM248 196H249V198H248ZM254 196L258 197V198H255ZM4 198H5V200H4ZM225 198H228V199L224 200ZM239 198L241 199V201L238 203L237 201L240 200ZM254 198H255V200H254ZM260 198H261V200H260ZM88 200H89L90 203L88 202ZM203 200L207 201V202H204ZM201 201H203V202H201ZM213 201H215V202L218 201V202H216L214 204ZM85 202H86L87 205L85 204ZM198 202L200 203V205L198 204ZM212 202H213V204H212ZM254 202H256V203L258 202L257 203L258 205L256 203H254ZM15 203H16V205H15ZM208 203H209V205L212 204L213 207L211 205L209 207L212 208L215 212L217 211V214L214 213V212L207 211V210H210V208L208 207ZM240 203H241V206H240ZM28 204H31V205H28ZM242 204H244V207L242 206ZM132 205L134 207H136V208H134V210L137 209V210H135L136 212L131 210V209H133ZM202 205H204V206L202 207ZM229 206H230V208H229ZM246 206L248 207V209H247ZM249 206H250V209H249ZM251 206H252V208H251ZM138 207H140L139 210H138ZM152 207L154 209H158L159 210V211H156L157 212L156 214H154V215L152 214L153 216H151V212L152 211L150 209ZM195 207H196V209H195ZM214 207L216 209H214ZM153 208H152V210L154 211ZM198 208H200V209H198ZM204 208H207V209L204 210ZM221 208H224L223 212H222ZM244 208H245V212L243 211ZM219 209H221L220 210L221 212H218ZM85 210L87 211V213L89 215H86L84 213ZM170 210L172 211L170 214L174 218V219L172 218L173 221H172V219L170 220V218H171L170 214L167 213ZM198 210H200V212H197ZM203 210L205 212H203ZM239 211L240 212L242 211L240 216L237 215V214L240 213ZM235 212H237V213H235ZM144 213H145V216H144ZM203 213H205V214H203ZM210 213H212V214H210ZM207 214L213 216V217L210 216L212 218L211 223H212V221L215 220V223L213 222L215 225L214 224H212L211 226L208 225V222H210V220L207 221L204 218L205 216L207 217V219L210 218L209 215L207 216ZM215 214L218 215V218H217V216ZM231 214L233 216H235V217L237 216V217L236 218L234 217V219H233L232 218L233 216H231ZM247 214H248L247 218L250 217V221L248 220L249 218L248 219L246 218ZM252 214L255 217H251V216H253ZM158 215H160V217ZM176 215H177V217H176ZM193 215H194V217H193ZM136 216L138 218H136ZM150 216H151V218H150ZM156 216H157V218H156ZM214 216H216V219H215ZM146 217L150 218L151 221L149 219L147 220ZM153 217H155V218L153 219ZM238 217H240V220L237 219ZM242 217H243V221H241ZM258 217H260V218H258ZM252 218H253V220H255V222L252 221ZM182 219H183V221H182ZM246 219L249 221V225L251 227L249 225H248V227L244 226L248 222ZM259 219H261V220H259ZM144 220H145V222H144ZM233 220H235V221H233ZM134 221L137 222L136 223L137 225L135 223L132 224V222H134ZM180 221H182L181 222L182 224L180 223ZM258 221H260V223H258ZM148 222H150V223H148ZM242 222H244V223L242 224ZM252 222L254 224H252ZM256 222L258 223V226L256 225L257 224ZM152 223H153V226H151ZM157 223H159L158 227L160 226V228L157 229V231H160V232L162 231L163 232L162 235L167 234V236L169 238L168 239L166 237V235H165V237L163 236L164 240H166V241L164 242V240H162L163 242L161 241V244H160V242L156 243L155 237L157 236V234L153 233L154 228L157 227ZM170 223H172L170 225V227H173L172 229H170V227H169ZM139 224H141V226H139ZM174 224L176 225L177 228L178 227H182L183 230H181V229L180 230H181V232H184V233L180 234L181 236L180 235H176L178 232L181 233L180 230H176L177 231L176 234L172 233V231L174 232V230H175V225ZM136 226H138V227H136ZM198 226H200V228ZM254 226L258 227V229L256 227H254ZM193 227H194V229H193ZM245 227H247V229ZM252 227L254 228L253 230H252ZM248 228L251 230L252 233L249 232L250 230ZM262 228H263V230H261ZM210 229H211V231H210ZM255 230H257V232ZM254 231H255L256 234L254 233ZM208 232H211V233H208ZM236 232H237L239 238H236V236H237ZM258 232H259L260 235L258 234ZM246 233H248V234H246ZM261 233H263V234H261ZM214 234H216L218 238H216V235L214 236ZM174 235L175 236H180L181 237V241L177 240L180 237L177 238ZM251 235H252V237H251ZM257 235H259V236H257ZM173 236L175 237V239L177 238L176 240L178 241V243L180 241V243L182 242L183 245H182V243H181V245H180V243L176 244L177 243V242H175L176 240L170 241ZM157 237H159V236H157ZM197 237H199V238H197ZM202 238H203V240H202ZM250 238L252 240L254 238H257V239L253 240V241H255V244ZM261 238H263V239L261 240ZM98 239H100V240H98ZM105 239H107V241ZM152 239H153V241H155L154 243L151 242ZM167 240L170 242V243L168 242L169 244L167 243ZM185 240H186V242H184ZM248 240L249 241L251 240V241L249 242ZM89 241H90V243L93 242L92 244H94V245H91L89 243ZM99 241H100V243H99ZM245 241H246V243H245ZM228 242H230V243L228 244ZM163 243H165V245ZM186 243H188V244H186ZM239 243H241V244H239ZM95 244L97 245V247H96ZM170 244L172 245V247H173V244H176L172 251H174V249L176 250L178 248L177 246H179V248H178L179 251H178V249L176 250V252L174 251V253L171 251L172 252V254H171L170 249H169L170 246H171ZM208 244H209V246H208ZM214 244H215V246H214ZM235 244L237 245V247H236ZM250 244H252V245H250ZM260 244H262V245H260ZM230 245L233 247L234 252H232L233 250L230 249V248H232ZM253 245L255 246V249H254ZM256 245H257V247H256ZM152 246L154 247V249H153ZM160 246L163 247V248H161ZM165 246H167V248ZM234 246H235V248H234ZM260 246H261V248H260ZM155 247H157L156 250H158V254L157 253L154 254ZM164 247L167 250L169 249L165 253L162 252ZM228 248L230 250H232V251L230 252L229 250H227ZM256 248H258V249H256ZM160 250H161V252H160ZM1 251H2V253H1ZM164 251H165V249H164ZM226 251L230 252V253L228 254ZM260 251H261V253H260ZM155 252H157V251H155ZM247 252L250 253L249 254L250 256L245 255V254H247ZM167 253L169 255H166ZM258 253L260 255L257 256ZM219 255H220V257H219ZM262 255H263V257H262ZM240 256H242V258ZM14 257L16 259H13ZM25 258H27V259H25ZM223 258H224V260H222ZM240 258H241V261H240ZM172 259H173V261H172ZM227 259H228V257H227ZM11 260L13 261V263H12ZM14 260H16V261L14 262ZM24 260H26V261H24ZM231 261H233V262H231Z\"/></svg>",
  "mask_w": 264,
  "mask_h": 264
},
{
  "label": "bare ground",
  "instance_id": "6f19581e",
  "mask_svg": "<svg viewBox=\"0 0 264 264\" xmlns=\"http://www.w3.org/2000/svg\"><path fill=\"white\" fill-rule=\"evenodd\" d=\"M15 1H16V0H15ZM127 1H128V0H125L124 2L127 3ZM135 1H136V0H134V2H135ZM138 1H139V2H138ZM141 1H142V0H141ZM141 1H140V0H137V1H136L137 4L134 3V4H136V5H139V4H140L141 7H140V6H137V7L135 6L136 8L133 7V9H132V8H129V6H133V5H132L133 0H132V3L130 2L131 4H129V3H128L129 5L127 4V5H128V8H129V9H128L127 7H125L126 3H125V5L121 6V5H122V3H121L122 0H121L120 3H119V1L117 0V2L120 4L121 9L124 10V7H125V10H127V11H125L126 14H127L128 10H129V12H130V9H131V11H132L131 14H128L127 16H126V14H125L124 11H123V13H124L125 16H126L125 18L127 19V17H128V18L130 17V18H129V21L133 19L134 22H136V24H137V21H138V24H139V25H141L139 21H140V19H141L142 17H144V14H145V13H146L145 15H147V16L145 17V20H141V21H143V23H144V22L146 23V21L149 19V18H147V17H148V14H149L150 11H151L150 8H149V9H146V10H145L144 6H143V8H142V3H143V1H142V2H141ZM162 1H163V0L157 2V0H154V2H155V3L157 2L158 4L156 3L157 5H156L155 9L152 10L153 14H152V13L150 14L151 16H149V17H150L149 20L151 21V20L154 19V18H155L154 20L159 19L158 22L161 21V22H160L161 25L165 24V26L160 27L161 29H160V28H159V29H156V26L159 25L160 23L157 24V21H154L155 24H156V26H155L154 23H152V24H154L155 27H152V28H151V25H152L151 22H152L153 20H152L151 22L149 21L151 25L149 24V26H147L148 29L146 28V29L148 30V32H150V31H152V30H155V29L158 30L159 32H161V31H162L163 29H165V28L168 29L169 27H171V26L169 25V23L171 24V22H173V21H174L173 24L176 23L177 25H180L179 23H180L182 20H184V23L186 24V22H185V20L187 19V18H186V15H184L185 17H184V16H180L181 19H179V18L177 17V19H179V23H178V21L176 22L177 19L175 18L177 15H179V13H180V15H183V13L181 14V12H182L183 9H184V8L182 9V6H181V5H182V4H181L182 0H180L181 2L179 1V3H177V5H178V4H181L180 7H179V6H177V7H179V9L181 8L182 10H179L178 8L175 10V7H174V6L176 5V2H175V1H174V2H175V5L173 6L174 9H173V7H171V5L174 4V2H173V4H171V3L169 2L170 7L172 8V11H174L173 13H174L175 15H176V13H177V15L174 17L173 13H169V12H171V8H170V7L166 10V11H168L169 14H172L173 17L176 19V20H173V21L170 20L171 18H168V20H167V19H166V20L164 19L165 22L167 21L166 23L169 25V27L166 26L167 24L163 21V18H164V17L161 16V15H160L158 18H157V16H155V17H153V18L151 19V17H152L153 15H156V14H155L156 10H157V12H159L160 9H161L163 6H165V8H166V5H163V3L161 4ZM164 1H165V0H164ZM164 1H163V2H164ZM168 1H169V0H168ZM168 1L166 0V1L164 2V4L167 3ZM172 1H173V0H172ZM172 1H171V2H172ZM188 1H190L189 5L191 4V2H193V0H186V2H188ZM194 1H197V0H194ZM199 1H200V0H199ZM202 1H203V0H202ZM18 2H19V1H18ZM52 2H53V1H52ZM117 2H116V3H117ZM154 2H149L150 4H148V3H146V4L148 5V7L153 8L154 4H153V6H151V5H152V3H154ZM204 2H205V4L207 5L206 9L208 8V6L212 5V8H214V9L216 10V11H215L216 17H215V18L213 17V16H215V14H214L213 16H212V14H211V16H212L211 18H212V19L214 18V20L217 18L216 21L220 20V21H223V22H224V23L221 22V23H222V25H221V24H220V21L216 22V21L213 20L214 23H212V24H217V25H215V28H211V29H212V30L210 31L211 33L209 32V35H213V34L215 35L214 37H211L210 43H211L212 40H214V41H212V42H215V41L217 40V36L220 35V34L216 33V32H218V30H217L218 28H217L216 26H218V25H220V28H219V29H221V28L223 29V27H221V26H223V25H225V26L227 27L228 23H231V24H232L233 22H234V23H237V22H238V26H239L240 28L243 29V33L246 32V31H244V30H245V29H244V28H245V26H244L245 24H243V25H240V24H242V23H244V22H245V23H250V22L257 23L258 21H260L261 23H260V22H258V23H260V25L262 24L261 27L264 25V24L262 23V22H264V17L261 15V13L264 12V0H204ZM37 3H38V2H37ZM43 3H44V2H43ZM118 3H117V4H118ZM159 3H160V4H159ZM182 3H185V0H184ZM194 3H195V2H194ZM201 3H202V2H201ZM47 4H48V3H47ZM47 4H46V6H47ZM52 4H53V3H52ZM52 4H51V5H52ZM112 4H113V1H112ZM119 4H118V5H119ZM123 4H124V3H123ZM143 4H144V3H143ZM146 4H145V7H146ZM186 4H187V3H186ZM42 5H44V4H42ZM48 5H49V4H48ZM51 5H50V7H51ZM98 5H99V4H98ZM118 5H117V6H118ZM160 5H162V7H161ZM167 5H168V4H167ZM201 5L203 6L204 4H201ZM115 6H116V5H115ZM157 6H158V7H157ZM159 6H160V8H159ZM187 6H188V4H187ZM202 6H200V7H202ZM204 6H205V5H204ZM204 6H203V7H204ZM214 6H215V7H214ZM43 7H44V6H43ZM122 7H123V8H122ZM183 7L186 8V5L183 6ZM92 8H93V7H92ZM126 8H127V9H126ZM139 8H140V9L142 8V10L144 9L145 12H143L144 10L142 11V10H140ZM157 8H158V9H157ZM163 8H164V7H163ZM163 8L161 9V10H162L161 14H162L163 11L165 10V9L163 10ZM190 8H191V10H192V5H191L190 7H187V9H190ZM198 8H199V7H198ZM27 9H28V8H27ZM39 9H40V8H39ZM47 9H49V8H47ZM114 9H115V8H114ZM121 9L119 8V12L122 11ZM134 9H139L140 11H142V14H141V12L138 10V14H141V16H142L141 18L139 17L140 19H139V18H136V17H135V18H133V17L131 18V16H134V15H133V10H134ZM169 9H170V11H169ZM256 9H257V10H256ZM90 10H92V9H90ZM109 10H110V9H109ZM115 10H116V9H115ZM147 10H148V11L150 10L149 13H147V12H148ZM177 10H179V11H181V12H179V11H177ZM191 10H190V12H191ZM201 10H202V8H201ZM204 10H205V9H204ZM211 10H212V9H211ZM258 10H259V13H258ZM101 11H102V10H101ZM116 11H117V10H116ZM166 11H165L164 13H166L167 16H168V13H167ZM196 11H197V9H196ZM196 11H194V13H195ZM199 11H200V10H199ZM92 12H93V11H92ZM129 12H128V13H129ZM134 12L136 13V10H135ZM157 12H156V13H157ZM175 12H176V13H175ZM178 12H179V13H178ZM187 12H189V11L187 10ZM190 12H189V13H190ZM201 12H203V10L199 12L200 15H201ZM204 12L206 13V10H205ZM211 12H212V11H211ZM252 12H254L255 14L252 13ZM256 12H257L258 14H260L259 17H257V13H256ZM47 13H48V12H47ZM47 13H46V14H47ZM90 13H91V11H90ZM99 13H100V12H99ZM110 13H111V12H110ZM117 13H118V12H117ZM143 13H144V14H143ZM189 13H188V15H189ZM208 13H209V12H208ZM208 13H207V14H208ZM29 14H30V13H29ZM51 14H52V13H51ZM91 14H92V13H91ZM100 14H101V13H100ZM102 14H103V13H102ZM111 14H112V13H111ZM118 14H119V13H118ZM124 14L121 15L122 18H124V17H123ZM138 14L136 13L135 15H137V17H138V16H140V15H138ZM184 14H185V10H184ZM263 14H264V13H263ZM43 15H44V14H43ZM92 15H93V14H92ZM95 15H96V13H95ZM130 15H131V16H130ZM162 15L165 16V14H162ZM172 15H171V16H172ZM188 15H187V16H188ZM191 15H192V14H191ZM191 15H190V16H191ZM195 15H196V13H195ZM200 15H199V16H200ZM203 15H205V14L203 13ZM203 15H202V16H203ZM28 16H29V15H28ZM30 16H31V15H30ZM40 16H41V15H40ZM93 16H94V15H93ZM169 16H170V15H169ZM169 16H168V17H169ZM207 16H208V15H207ZM119 17H120V16H119ZM162 17H163V18H162ZM165 17H166V16H165ZM182 17H183V18H182ZM192 17H193V15H192ZM262 17H263V19H261ZM30 18H31V17H30ZM90 18H91V17H90ZM93 18H94V17H93ZM93 18H92V20H91V19H90V20L93 21ZM166 18H167V17H166ZM185 18H186V19H185ZM193 18H195V17H193ZM206 18H207V17H206ZM206 18H205V19L203 18V19L206 20ZM26 19H27V17H26ZM26 19H25V20H26ZM44 19H45V18H44ZM46 19H47V18H46ZM112 19H113V18H112ZM115 19H116V18H115ZM135 19H137V20L135 21ZM142 19H143V18H142ZM161 19H162V20H161ZM197 19H198V17H197ZM197 19H196V20H197ZM208 19H209V18H208ZM208 19H207V20H208ZM259 19H261L262 21L259 20ZM41 20H42V19H41ZM90 20H89V21H90ZM106 20H107V19H106ZM109 20H110V18H109ZM122 20H123V19H122ZM133 20H132V21H133ZM180 20H181V21H180ZM190 20L192 21L193 19L190 18ZM29 21H30V20H29ZM35 21H36V20H35ZM38 21H39V20H38ZM104 21H105V20H104ZM107 21H108V20H107ZM129 21H128V22H129ZM132 21H130L131 23L129 22V24H132ZM162 21H163V22H162ZM168 21H169V22H168ZM170 21H171V22H170ZM201 21H203V20L200 19L198 23L200 24ZM242 21H243V22H242ZM27 22H28V21H27ZM33 22H34V21H33ZM40 22H41V21H40ZM44 22H45V20H44ZM94 22H95V20H94ZM124 22H127V20H126V21L124 20ZM124 22H122V23H124ZM128 22H127L126 24H128ZM189 22H190V21H189ZM189 22H188V23H189ZM196 22H197V21H196ZM196 22L193 21V23H196ZM205 22H206V21H205ZM209 22H210V23L208 24V22H207L206 25H210V26L212 27L211 20H210ZM46 23H47V22H46ZM46 23H45V24H46ZM97 23H98V22H97ZM109 23H110V21L108 22V24H109ZM111 23H112V22H111ZM119 23H120V22H119ZM143 23H142V24H143ZM181 23L183 24V21H182ZM193 23H192V24H193ZM258 23H257V24H258ZM30 24H31V23H30ZM33 24H34V23H33ZM38 24H39V23H38ZM47 24H48V23H47ZM98 24H99V23H98ZM108 24H107V25H108ZM116 24H118V22H117ZM120 24H121V23H120ZM124 24H125V23H124ZM133 24H134V23H133ZM138 24H137V25H138ZM147 24H148V22H147ZM176 24H175V26H176ZM182 24H181L180 26H178L179 28L176 26V27L178 28L177 31L180 29V27L182 26ZM190 24H191V22H190ZM192 24H191L190 27H192ZM231 24H230V26L228 25V29H229V27H231ZM251 24H253V23H250L249 25H251ZM11 25H15V24L13 23V24H11ZM21 25H22V24H21ZM27 25H28V24H27ZM40 25H41V24H40ZM42 25H43V24H42ZM104 25H105V24H104ZM171 25H172V24H171ZM186 25H187V24H186ZM232 25L234 26V24H232ZM258 25H259V24H258ZM258 25H256V26H258ZM260 25H259V26H260ZM45 26H46V25H45ZM92 26H93V25H92ZM117 26L121 28V26H119V25H117ZM124 26H129V28H130V31H129V32H125V31H124L127 35H128L129 33H132V32H131V27H132L131 25H123L122 27H124ZM130 26H131V27H130ZM133 26H134V25H133ZM143 26H144V25H143ZM152 26H153V25H152ZM173 26H174V25H172V27H173ZM175 26H174L173 28H175ZM184 26H185V25H184ZM184 26H182V27H184ZM197 26H198V24H197ZM197 26H196V27H197ZM246 26H247V24H246ZM251 26H252V25H251ZM254 26H255V24H254ZM30 27H31V26H30ZM89 27H91V26H89ZM96 27H97V25H96ZM108 27H109V26H108ZM137 27H138V26H137ZM137 27H136V25H135L133 28L135 29V28H137ZM149 27H150L151 29H150ZM163 27H165V28H163ZM167 27H168V28H167ZM185 27H186V26H185ZM185 27H184V28H185ZM190 27H189V28H190ZM193 27H194V26H193ZM213 27H214V26H213ZM218 27H219V26H218ZM226 27H224V30H228V29H225ZM239 27H237V28H239ZM243 27H244V28H243ZM261 27H259V30H260ZM263 27H264V26H263ZM11 28H12V27H11ZM13 28H14V30H15V28H17V27L15 26V27H13ZM27 28H28V27H27ZM91 28H92V27H91ZM94 28H95V27H94ZM101 28H102V27H101ZM104 28H106V27H104ZM116 28H117V27H116ZM126 28H127V27H126ZM129 28H127L126 31H128ZM139 28H141V27H139ZM153 28H155V29H153ZM173 28H172V29L170 28L173 32H172L170 29H169V30H166V31H168V33L171 31L170 34L172 33L171 35H172V36L174 37V39H175V37L177 38V35L174 33V32H176V31H174V30H176V28H175V29H173ZM186 28H188V27H186ZM235 28H236V24H235L234 27H232V30L235 29ZM237 28H236V29H237ZM240 28H239V31H238V32H237V30L235 29L236 33H238L239 36H242V39L245 38V39L249 40V44H248V42H245V41H244L245 43H243V44H248V45L250 46V45H251V44H250V37H251V40H252L251 43L254 42V41H255V42L258 41V39H259V38L261 39V37L264 38V34H263V33H264V30H263L264 28H263V29L261 28V30L259 31L260 34H258V32H257V36H258L259 38L256 36L255 32L251 30L252 33L254 32L253 36H256L258 39H257L256 37H255V38L253 37V39H252V35H251V36L249 35L250 33H247V34L249 35V37H247V36H246L247 38H246V37H243L244 35H243V33H242V29H240ZM21 29H23V26H22ZM121 29H122V28H121ZM121 29H120V30H121ZM123 29H124V28H123ZM123 29H122V30H123ZM142 29H143V27H142L141 29H138V28H137V31L140 30V34H141ZM146 29H145V30H146ZM190 29H191V28H190ZM190 29H189V30H190ZM29 30H31V28H30ZM113 30H114V29H113ZM118 30H119V28H118ZM124 30H125V29H124ZM145 30H144V31H145ZM156 30H155V31H156ZM181 30H182V29H181ZM191 30H192V29H191ZM191 30H190V31H191ZM193 30H195V29H193ZM196 30H198V28H197ZM196 30H195V32H196V34H195V38H196V39H198V37H201V36H202V37H201L202 39H205V38L208 36L207 34H206L207 36H206V35H203V34H202L201 36H198V33H197L198 31H196ZM224 30H223V31H224ZM229 30H230V29H229ZM10 31H11V30H10ZM93 31H94V30H93ZM93 31H92V33L96 36V34H95ZM97 31H98V30H97ZM97 31H96V32H97ZM132 31H133V29H132ZM135 31H136V30H135ZM137 31H136V32H137ZM144 31H143V32H144ZM166 31L164 30V32H162V33H165ZM190 31H189L188 36H189V35H192V34H190V33H193L192 31H191V32H190ZM212 31H214L213 34H212ZM215 31H216V32H215ZM230 31H231V30H230ZM235 31L233 30V32H232V33H233V36L236 35V38H235V37H234V38H235V41H236V40H237V41H236V42L233 41V42L235 43V46H236L237 44H238V46H239L240 44L243 45V44H242V42H243L242 40H240L241 43H239V39H241V38H239V36H237L238 34H236ZM240 31H241V33H240ZM251 31H250V32H251ZM257 31H258V30H257ZM159 32H158V33H159ZM181 32H182V31H181ZM219 32H220V31H219ZM228 32H229V31H227V32L224 31V34H221V35H224V39H226V38L229 37V35H228L229 33H228ZM24 33H25V32H24ZM88 33H89V32H88ZM100 33H101V32H100ZM137 33H138V32H137ZM144 33L146 34V36L144 35V37H143V41H144V42H146V41L148 42V41L150 40L148 43L146 42L147 44H150V42H152L151 40L153 39V34H154V32L152 31L153 34H152L151 32H150V34H148L147 31L144 32ZM144 33H143V34H144ZM158 33L156 34V36L158 35ZM166 33H167V32H166ZM168 33L165 34V35L171 37V35H169ZM173 33H174V34H173ZM177 33H178V32H177ZM220 33H222V32H220ZM225 33H226V34H225ZM230 33H231V32H230ZM232 33H231V34H232ZM252 33H251V34H252ZM261 33H262V34H261ZM20 34H21V33H20ZM29 34H30V33H29ZM102 34H103V33H102ZM104 34H105V33H104ZM133 34H134V36H132ZM143 34H142V35H143ZM147 34H148V37H149L148 39H149V40L146 39V38H147ZM151 34H152V35H151ZM183 34H185V31H184ZM193 34H194V33H193ZM200 34H201V32H200ZM217 34H218V35H217ZM241 34H242V35H241ZM247 34H246V35H247ZM31 35H32V34H31ZM99 35H100V34H97L96 39L99 38ZM137 35H139V34H137ZM137 35H136V33H132V34H131V38H134V37L137 36ZM142 35H141V36H142ZM165 35L163 34V36H165ZM174 35H175V36H174ZM181 35H182V34H180V36H181ZM185 35H186V34H185ZM196 35H197L198 37H197ZM221 35H220L219 37H221ZM227 35H228V36H227ZM89 36H90V35H89ZM105 36H106V35H104V37H105ZM128 36H129V35H128ZM141 36H139V37H141ZM151 36H152V37H151ZM156 36H155V37H156ZM161 36H162V35H161ZM161 36H159L160 39H158V38H154V39H156V40L158 39V40H159V44H160V46H162L161 48H159L160 50H158V48H156L155 50H158V51L161 53V54H159V55H162L161 57L166 58L167 55H165V54L163 55L164 50H165L166 48H169V47H172V46H173L172 49H174V45H175L174 42H175V41H174V39L170 40L169 37H165V38H167L168 40H170V41L172 42V44H173V45L170 44L171 46L167 47V45H168V43H169L170 41H169V42L166 41L167 39L165 40V38H162L163 36H162V37H161ZM180 36H179V37H180ZM204 36H205V38H204ZM226 36H227V37H226ZM260 36H261V37H260ZM10 37H11V36H10ZM31 37H32V36H31ZM36 37H37V36H36ZM36 37H35V38H36ZM100 37H101V36H100ZM102 37H103V35H102ZM106 37H107V36H106ZM137 37H138V36H137ZM139 37H138V38H139ZM173 37H171V38H173ZM183 37H184V35H183ZM186 37H187V35L185 36V39H184V40H186ZM193 37H194V35H192L191 37L189 36L188 39H187V41L189 42V40H191L190 38H192V39L194 40ZM215 37H216V40H215ZM237 37H238V38H237ZM13 38H14V37H13ZM26 38H27V37H26ZM29 38H30V35H29ZM92 38H93V37H92ZM126 38H127V39H131V38H128V37H126ZM138 38H137V41H138ZM144 38L146 39V41L144 40ZM150 38H151V39H150ZM209 38H210V37H209ZM209 38H208V37L206 38V39H207V43H209V42H208ZM229 38H230V39H229ZM229 38L225 40V44H224V45H223L224 42L222 41V40H223V37H221V41H222L223 43H222L221 41L219 42V44L221 43V45H222V46L220 45L222 48L218 45V48L220 49V51H219V53L217 54V59H219L220 62H219V60L216 61V60H215L216 57H214V56H211V57H210L211 59H212V58H215V59H212L211 61H213L214 64L219 62L220 65L223 64L222 62L224 61L225 64L221 65V66H223V68H224V66H226V67L228 68V67H230L231 65H232V66H231L232 68H233V66H237L238 68H240L239 65L241 66V63H239V61H238L239 59L237 58V62H238V63H237L236 60H235L236 58H235V59H234V58L231 59V57H235V56H234L235 52H236V54H242L241 51L243 50V48H246V47H247L248 49L246 48L245 50H246V51H247V50L249 51V46H248V45H245V46L243 45V47H240V46H241V45H240L239 47L242 49V50L240 51L241 53H237V50L239 51V49H238L239 47H238V48L236 47L237 49H235V46L232 45V43H233V42H232V39H231L232 36L230 35ZM15 39H17V38H15ZM15 39H14V40H15ZM23 39H25V38L23 37ZM27 39H28V38H27ZM36 39H37V38H36ZM36 39H35V40H36ZM39 39H40V38H39ZM105 39H106V38H104V39H102V40L105 41ZM109 39H110V38H109ZM154 39H153V40H154ZM161 39H162V41H160ZM163 39H164V40H163ZM180 39H182V37H181ZM180 39H178L179 42L182 41V40L180 41ZM202 39H200V40L202 41ZM206 39L203 40L202 43H204V41L206 42ZM256 39H257V40H256ZM260 39H259V43L256 42L257 44H255V42H254V44H255L254 46H255L256 48H255V47H251V48H255L256 51L254 52V49H252V51H251V49H250L251 52H254L253 54H255V53L257 52V50L259 51V49H261V48H258V45H259V44H262ZM12 40H13V39H12ZM25 40H26V39H25ZM37 40H38V39H37ZM131 40H132V39H131ZM140 40H141V38H140ZM140 40H139L140 43H135V42H134V43H135V44H133L134 49H135V47L137 48L138 46H140V44H142L141 48H143V46L146 48V45H145L146 43H144V45H143V43H141ZM218 40H220V39H218ZM228 40H230V43H231V42H232V43L230 44ZM233 40H234V39H233ZM243 40H244V39H243ZM32 41H33V40H32ZM38 41H39V40H38ZM137 41H136V42H137ZM143 41H142V42H143ZM163 41H164L167 45H165V44L163 43ZM173 41H174V42H173ZM191 41H192V40H191ZM196 41H198V40H196ZM196 41L194 40L195 43H196ZM201 41H199L200 43H197V45H196V46L198 47V48H196V54L199 52L198 54H200V55H202L201 53H202L203 51H205L204 48H202L203 51L199 50L200 47H203ZM226 41L231 45L232 48L235 49V50H232V49H231L232 51H234V54H233L232 51H230V48H229V46H227L228 43H227ZM15 42H16V41H15ZM17 42H18V41H17ZM17 42H16V43H17ZM28 42H29V41H28ZM92 42H93V41H92ZM160 42H162L163 44L160 43ZM167 42H168V43H167ZM171 42H170V43H171ZM185 42H186V41H185ZM185 42L183 41V43H182L183 45H181V44L179 43L181 47H179V50H177V53H179V51L181 50V48H183L182 46H184V43H185ZM216 42H217V41H216ZM12 43L15 44L14 42H12ZM12 43H11V44H12ZM152 43L154 44V42H152ZM152 43H151L150 45L153 46ZM157 43H158V42H157ZM189 43H190V42H189ZM191 43H193V41H192ZM191 43H190V46H186V49H188V47H189V48L192 47V44H191ZM226 43H227V44H226ZM263 43H264V42H263ZM13 44H12V45H13ZM94 44H95V43H94ZM118 44H119V43H118ZM123 44H124V43H123ZM136 44H137V46H135ZM138 44H139V45H138ZM159 44H158V47H160ZM179 44L176 45V48L179 46ZM199 44H201V45L198 46ZM15 45H16V44H15ZM95 45H97V44H95ZM130 45H131V44H130ZM130 45L128 46V48L130 47ZM150 45H147V48H146V49H148V46H149V47H150V48L148 49L149 51L151 50V46H150ZM164 45L166 46V48H165V47L163 48ZM206 45H207V44H206ZM206 45L204 44V47H205ZM213 45H214V44H212L211 49L214 50L215 48H213ZM216 45H217V44L215 43L214 47H215ZM119 46H120V45H119ZM122 46H123V45H122ZM154 46H156V45H154ZM154 46H153V47H154ZM194 46H195V45H194ZM223 46H224V47H225V46L228 47L229 50H228V48H227V50H225L226 47L224 48ZM251 46H253V45H251ZM94 47H95V46H94ZM97 47H99V46H97ZM103 47H104V46H103ZM208 47H209V46H208ZM259 47H260V45H259ZM263 47H264V44H263ZM92 48H93V46H92ZM162 48H163V49H162ZM218 48H217V50H218ZM257 48H258V49H257ZM89 49H90V48H89ZM131 49H132V46H131ZM131 49H130V51L133 50L132 52H135V54H136V49H135V51H134V49H132V50H131ZM137 49H138V48H137ZM139 49H140V48H139ZM139 49H138V50H139ZM153 49H154V48H153ZM153 49H152V51H153ZM194 49H195V47H194ZM208 49H210V48H207V50H206V51L208 52V54H205L204 56H208V55H210L209 52H211V54L213 53V54L215 55V53H214L215 50H214V52H212V50H211V51H208ZM221 49H222V50L224 49V50L222 51ZM94 50H95V49H94ZM99 50H100V49H99ZM102 50H103V48H102ZM138 50H137V52H138ZM142 50H143V49H141L140 52H142ZM167 50H169V49H167ZM90 51H91V50H90ZM90 51H89V52H90ZM143 51H144V50H143ZM146 51H147V50H145V51L142 52V53H143V54L145 53L146 55H145V54H144V55H145L146 57H147V54H149L148 56H149V58H150V61L153 60V61H152V62H153V65L151 66V67L153 68V67H154V64H155L154 61L160 57L159 55L157 56V52H158V51H157V52L154 51V52H155L154 55H152L153 52H152V54H151V53H146ZM149 51H147V52H149ZM171 51H173V50L170 49V52H171ZM184 51H185V48H183V52H184ZM186 51H188V52H187L188 55L186 56V57H188V59H187V58L185 59V62H186V63L184 62L185 64H184L183 66L188 65V64H187V63H188L187 60L189 61V58H190V55H189L190 49H189V50H186ZM224 51H230V53L232 52V56H229V55H228L229 53H227V57H226V59H229V58H230V60H231V65H230V66H229L230 61L228 60V61H229V63H228V61L226 60V62L228 63V64H226V62H225V60H224L226 53H225V54H222V56L220 57L221 53L224 52ZM243 51H244V50H243ZM250 51H249V52H250ZM260 51H261V50H260ZM262 51L264 52L263 48H262ZM262 51H261L260 53H261V56L263 57V55H262V54H263ZM117 52H118V51H117ZM150 52H151V51H150ZM159 52H158V53H159ZM162 52H163V53H162ZM194 52H195V51H193V53H194ZM217 52H218V51H217ZM110 53H111V52H110ZM177 53H175V55H174L173 57L176 58V56L178 55ZM184 53H185V52H184ZM184 53H183V56H185ZM260 53H259V55H260ZM1 54H2V53H1ZM87 54H88V52H87ZM95 54H96V53H95ZM115 54H116V53H115ZM135 54L133 53V56H134ZM140 54H141V53H140ZM140 54H138L137 56H135V59H136V57L139 56L138 58H140V60H141L143 56H142V54H141V56H140ZM196 54H193V55H194V56H197ZM219 54H220V55H219ZM243 54L246 55L247 53H245V51H244ZM89 55H90V54H89ZM98 55H99V54H98ZM98 55L96 54V56H98ZM151 55H152V56H151ZM155 55H156V56H155ZM169 55H170V54L168 53V56H169ZM200 55H199V56H200ZM218 55H219V56H218ZM230 55H231V54H230ZM248 55L250 56V54H247V56H248ZM255 55H256V54H255ZM86 56H87V55H86ZM112 56H113V55H112ZM133 56H132V57H133ZM150 56H151L152 58H151ZM154 56L156 57V59H153ZM181 56H182V54L180 55V57H181ZM194 56H193V57H194ZM199 56H198V58H197V61L195 62L196 64L199 62L198 60H200V57H199ZM204 56H203V57H204ZM240 56H242V55H240ZM240 56H239V57H240ZM247 56H246V57H247ZM261 56H260V57L257 56V57H258V60L261 58ZM146 57H145V58H146ZM157 57H158V58H157ZM223 57H224V58H223ZM228 57H229V58H228ZM236 57H237V56H236ZM84 58H85V57H84ZM92 58H93V56H92ZM105 58H106V57H105ZM138 58H137L136 60H138ZM145 58H143L142 61H143ZM149 58H147V60L145 59V61H144L145 64H148V62H149V63H152V62H150V61L148 60ZM207 58H209V57H207ZM207 58H206V59L202 58V59H203V60H201L202 67L205 66V64H206V62L203 64V61H207V62H209L210 58H209V60H208ZM244 58H245V57H244ZM244 58L241 57L240 62H242L241 60H243L244 63L246 62V63H245V64H246V67L249 66V65L252 66V64H251L252 61H251V63H250V61L247 60L248 57H247L246 60H245ZM253 58H254V57H253ZM263 58H264V57H263ZM263 58H261V59H263ZM0 59H1V57H0ZM114 59H115V57H114ZM133 59H134V58H131V62H132ZM159 59H160V58H159ZM180 59L182 60L183 58H180ZM195 59H196V58L194 57V60H195ZM221 59H222V60H221ZM256 59H257V58H256ZM261 59L259 60V64H256V65L254 64V66H259V65L264 66V64H261V62H260V61H262ZM84 60H85V59H84ZM97 60H98V59H97ZM97 60H96V62H98ZM109 60H110V59H109ZM136 60H135V61H136ZM181 60L179 61V59H177V61H178L177 63H178V64H177V67L174 68V74H173L172 76H174V75L176 74V75H175V79H174V77L172 78L171 75H169V74L172 73V69L167 68V71H166V74H167V72H168V74L165 75L166 78H164V80H165V79H167V80H166L164 86H166V84H167V87H168V84H170V83H167V82H168V80L171 79V84H172L171 86H172V87H169V90L167 91L168 93L166 94L167 97L169 98V100H167L168 98L166 97L167 99H165V101L168 102V104L166 105V107L164 106L165 103L163 104V106L165 107V110L167 109L168 106H170L169 102H171L173 98H174V100H175V96H178V95L182 94V92L185 91V89H187V87L190 85V83H189L190 76H188V75H186V74L183 76V73H184V72L182 73V70L184 71L185 68H184V67L182 68L181 65H182V63H183V60H182V61H181ZM194 60L192 59L191 63H193ZM214 60H215V62H214ZM232 60H233V61H232ZM234 60H235V61H234ZM244 60H245V61H244ZM250 60H252L251 57H250ZM254 60H255V59H254ZM90 61H91V60H90ZM101 61H103V60H100V62H101ZM104 61H105V60H104ZM104 61H103V63H104ZM115 61H116V60H115ZM138 61H139V60H138ZM146 61H148V62L146 63ZM156 61H157V60H156ZM165 61H166V60H165ZM169 61H171V58L169 59ZM172 61H173V60H172ZM175 61H176V60H175ZM247 61H249L250 64L247 65V63H248ZM1 62H2V61H1ZM73 62H75V61H73ZM133 62H134V61H133ZM133 62H132V63H133ZM144 62H140V63L138 64L137 61H136V62H135V63H136L135 65L138 64V65H137V68H138V66H139L140 64H141L140 66L143 67V66H145V65H143ZM179 62H181V63L179 64ZM233 62H236V63L239 64V65H237L236 63H233ZM243 62H242V66H243ZM262 62H264V61H262ZM90 63H91V62H89V64H90ZM103 63H102V64H103ZM107 63H108V62H107ZM107 63H106V64H107ZM121 63H122V62H121ZM121 63H120V64H121ZM162 63H164V61H162ZM169 63H170V62H169ZM169 63L166 62L165 66H166V65L168 66ZM172 63H175V62L173 61ZM191 63H190V64H191ZM210 63L213 65L212 62H210ZM210 63H209V64L207 63L209 66L207 67V65H206V68H204L205 71L207 70V68H208V69H211L210 66L212 67V65H211ZM253 63H258V61H257V62H254V61H253ZM89 64H88V66H89ZM96 64H97V63H96ZM124 64H125V63H124ZM1 65H4V64L2 63ZM94 65H95V62H94V64H93V66H94ZM130 65H131V63H130ZM135 65H134V67H135ZM160 65H162V64L160 63V64L157 66L156 73H154V75L157 74V75L155 76L156 78H158L157 76H159L158 73H159L160 71H158V70H159L160 67H161ZM173 65H175V64H173ZM173 65L171 64L170 66H173ZM192 65H193V64H192ZM192 65H191V66H192ZM216 65H217V64H216ZM84 66H85V65H84ZM88 66H86V67H88ZM104 66H105V65H104ZM112 66H113V64H112ZM131 66H132V65H131ZM140 66H139V67H140ZM149 66H150V64L148 65V67H149ZM165 66H163L164 69H165ZM167 66H166V67H167ZM178 66H180V67L178 68ZM191 66H189L190 69H189V68H188V69L191 70V71H193V70H192V67H193V66H192V67H191ZM198 66H200V64H199ZM214 66H215V65H214ZM217 66H218V65H217ZM242 66H241V67H242ZM261 66H259V68H261ZM81 67H82V66H81ZM96 67H97V66H96ZM118 67H120V66H118ZM122 67H124V66H122ZM129 67H130V66H129ZM132 67H133V66H132ZM148 67H147V68H148ZM151 67L149 68V70H147V72H149L150 70H151V71L154 70V68L152 69ZM185 67H187V66H185ZM194 67H195V68H194V72H193V73L196 72V65H194ZM226 67H225V69H226ZM231 67H230V68H231ZM249 67H250V66H249ZM249 67H247V72H249V69H248ZM0 68H1V67H0ZM106 68H107V66H106ZM114 68H115V67H114ZM130 68H131V67H130ZM130 68H129V69H130ZM137 68L135 67V68H131V69H133V71H135V70L138 71L141 67H140L138 70H137ZM170 68H171V67H170ZM172 68H173V67H172ZM198 68H199V67H198ZM200 68H201V66H200ZM215 68H216V67H215ZM215 68L212 67V69H214V70L211 69L212 71H211V72L208 71L206 75L208 76L209 73H210V74H211L210 77H212V76H213L212 74H213V72L215 71ZM219 68H221L222 70L219 69ZM219 68H218L219 70H217V68H216V72L218 71V74H219V71H222V73H220V75H222V76L218 75V76L220 77V80H221V78H222V80H223V76L226 77L225 74H228V75H230L231 78L233 77V79H232V80H234V81H233V84H234V85H235V84L237 85V86L235 85L236 88H238V86H240V85H239L240 83H241V84L243 83V82H239V81H238V83H239V84H238V83L235 82V80H237L236 77L238 76L239 73L241 74V72L243 73L244 71H246V69L244 70V66H243V69L241 68L242 71H241V69H240V72H238V74H236V72H237V70H239V69H236V72L234 71L235 69H233V70L231 71V73H232V75H234V76H231L230 71H229L230 68H228V69H229V70H228V73H227V71H226V73L224 72L225 74L223 73V71H225V69L223 70V68L220 67V66H219ZM263 68H264V67H263ZM80 69H81V68H80ZM101 69H102V68H101ZM120 69H121V68H120ZM161 69H162V68H161ZM164 69L162 70L163 72L165 71ZM168 69L171 71V73H169L170 71H168ZM176 69H177V70H176ZM252 69H254V68L252 67ZM252 69H250V70H252ZM255 69H257V68H255ZM108 70H110V69L108 68ZM175 70H176L177 72H179L180 75H179V73H177ZM198 70L200 71L201 69H198ZM198 70H197V74H198V76H199V73L201 74V73H202V70H201L200 72H199ZM89 71H90V70H89ZM96 71H97V70H95V72H96ZM131 71H132V70H130V71H128V72H131ZM144 71H146V69H145ZM205 71L203 70V75L205 74ZM261 71H262V70H261ZM261 71H260V69H257V73H256L255 70H253L252 72L254 73L255 77H257L258 75L260 76V74H258V72H260V73H261V76H260V77H261V79H262L264 75H262L263 73H262ZM90 72H93V71H90ZM112 72H113V71H112ZM147 72L144 73V72L142 71L141 74L143 75V73H144L143 76L141 75V76H142V77H141L142 79L144 78V76H147V74H148ZM163 72H161L160 74H162ZM187 72H188V70H187ZM187 72H185V73H187ZM233 72H234V74H233ZM250 72H251V71H250ZM252 72H251V75L253 76V73H252ZM263 72H264V70H263ZM87 73H89V72H87ZM97 73H99V71H97ZM102 73H104V72H102ZM109 73H111V72H108L107 75H108ZM114 73H115V72H114ZM134 73H136V72H134ZM134 73H130L131 76H132V74H134ZM181 73H182V75H181ZM255 73L258 74V75H256ZM127 74H128V73H126V75H127ZM136 74H137V73H136ZM145 74H146V75H145ZM177 74H178V75H177ZM188 74L191 75V72L189 71ZM84 75H85V74H84ZM96 75H97V74H95V78H96ZM112 75H113V74H112ZM123 75H124V74H123ZM128 75H129V74H128ZM134 75H135V74H134ZM162 75H163V74H162ZM162 75H160L161 82L163 81V80H162V77H163ZM192 75H193V74H192ZM194 75H195V74H194ZM203 75H200L199 77L201 78ZM236 75H237V76H236ZM243 75H244V74H242L241 77L246 78V80H247V79L249 78V76H250V75L248 74L249 76H248V78H247V75H244L245 77H244ZM105 76H106V75H105ZM105 76H104V78H105ZM109 76H110V75H109ZM136 76H137V78L141 79V78L139 77L140 75L137 74V75H135V77H136ZM151 76H152V74L150 75V77H151ZM167 76H168V77H167ZM169 76L171 77L170 79H169ZM181 76H183V77L188 76V77H189V80H186V82L188 81V84H187L188 86H187V87H184L183 91L181 90L182 87H181V84H180L181 81H182V79L178 82V79H179ZM198 76L196 75V78H197V79H199ZM207 76H206V77H207ZM218 76H217V74H215V77H213V78H216V77H218ZM239 76H240V75H239ZM252 76H251V77H252ZM73 77H74V76H73ZM84 77H86V76H84ZM84 77H83V78H84ZM90 77H91V75H90ZM127 77H128V76H127ZM132 77H133V76H132ZM155 77H154L153 81L155 80ZM193 77H194V76H193ZM206 77H204V79L201 78V79L199 80V83H200L201 86H202V83L206 82V79H205ZM210 77H209V78H210ZM241 77H240V78H241ZM255 77H254L253 79H255ZM260 77H257V78L260 79ZM74 78H75V77H74ZM88 78H89V77H88ZM88 78H87V79H88ZM104 78H103V79H104ZM137 78H135V80H137ZM207 78H208V77H207ZM213 78H212V79H213ZM226 78H227V77H226ZM234 78H236V79H234ZM240 78L238 77V79H240ZM84 79H85V78H84ZM101 79H102V77H101ZM113 79H114V78H113ZM115 79H116V78H115ZM115 79H114V81H115ZM142 79H141V81H142ZM160 79H159V80H160ZM173 79H174V80H173ZM187 79H188V78H187ZM194 79H195V78H194ZM194 79H193V80L191 79V81H194V82H192V84L197 82V81H195V80H197V79H195V80H194ZM210 79H211V78H210ZM210 79H209V82H208V85H209V83H210L209 87L211 86V81H213L212 79H211V80H210ZM263 79H264V78H263ZM89 80H90V79H89ZM94 80H96V79H94ZM108 80H109V79H108ZM125 80H126V79H125ZM135 80H134V81H135ZM148 80H150V78H148ZM148 80H147V82L150 83L151 80H150V81H148ZM201 80H205V81L202 82ZM217 80H218V78H217ZM229 80L231 81V79H229ZM229 80H228V81H229ZM242 80H243V79H242ZM246 80H245V81H246ZM248 80H249V79H248ZM85 81H86V80H85ZM99 81H100V80L98 79V81H96V82H99ZM101 81H102V80H101ZM109 81H110V80H109ZM121 81L123 82V80H121ZM130 81H131V80H130ZM130 81H129V82H130ZM173 81L175 82V83H174L175 85H173ZM214 81H216V79H214ZM214 81L212 82V83H214V84H212V86H215V82H214ZM228 81H226V83H227ZM245 81H244V82H245ZM255 81H256V80H254V83H256ZM259 81H262V82H261V83H262L261 87L263 86V87H262L263 89L261 88V90L264 92V85H263V84H264V80H259ZM80 82H81V80H80ZM103 82H104V81H103ZM103 82H102V83H103ZM118 82H119V81H118ZM138 82H139V81H137V83H138ZM147 82H146V84H147ZM158 82H160V81H158ZM169 82H170V81H169ZM184 82H185V81H184ZM201 82H202V83H201ZM246 82L248 83V81H246ZM246 82H245V83H246ZM249 82H250L249 84H251V85L253 84V81H252V80H249ZM251 82H252V83H251ZM33 83H34V82H33ZM42 83H43V82H42ZM54 83H55V82H54ZM67 83H68V82H67ZM87 83H88V80H87ZM87 83H86V84H87ZM119 83H120V82H119ZM127 83H128V82H127ZM154 83H157V82L154 81ZM199 83H198V84H199ZM220 83L222 84L223 82L221 81V82H219L218 84H220ZM229 83H230V82H229ZM247 83H246V84H247ZM257 83H259V82H258V79H257ZM261 83H260V84H261ZM1 84H2V83H1ZM1 84H0V85H1ZM43 84H44V83H43ZM61 84H62V83H61ZM70 84H71V83H70ZM91 84H92V83H91ZM96 84H97V83H96ZM111 84H112V83H111ZM114 84H115V83H114ZM117 84H118V83H117ZM130 84H132V83H130ZM133 84H135V83H133ZM198 84H195L194 87H198V86H200V85H198ZM224 84H225V81H224V83L222 84L221 87H223ZM233 84L231 83L230 86H229V84H228V85H225L226 87H223V88H224V89H225V88H228L227 86H229V87L232 86V87H233V86H234ZM249 84H248V88H250V86H251V85L249 86ZM50 85H51V84H50ZM93 85L95 86V84H93ZM97 85H98V84H97ZM97 85L95 86L96 88H97ZM101 85H102V84H101ZM109 85H110V84H109ZM118 85H119V84H118ZM135 85H136V84H135ZM137 85H138V84H137ZM139 85H140V84H139ZM155 85H156V84H155ZM155 85H154V86H155ZM159 85H160V84H159ZM162 85H163V82H162V84H161L160 86L156 85L155 88H157V89L159 90V88H162ZM197 85H198V86H197ZM204 85H206V84L204 83ZM254 85H255V86H257V85L260 86L259 84H254ZM3 86H4V84H3ZM42 86H43V85H42ZM58 86H59V85H58ZM65 86H66V85H65ZM83 86H84V85H83ZM85 86H86V85H85ZM107 86H108V85H107ZM112 86H113V85H112ZM127 86H128V85H127ZM131 86H132V85H131ZM147 86H148L147 88H148V91H149V85H147ZM152 86H153V85H151L150 88H154V87H152ZM157 86H158L159 88H158ZM164 86H163V89H162V90H165V89L167 88V87H164ZM173 86H174V87H173ZM185 86H186V85H185ZM192 86H193V85H192ZM192 86H191V87H192ZM201 86H200V88H201ZM218 86H219V85H218ZM242 86L244 87L245 85H241V87H239L238 90L236 89V90H237V94L240 93V92H239V91H240V90H239L240 88H241V90L243 91V89H245V87H247V85H246L244 88H243ZM252 86H253V85H252ZM255 86H253V87H255ZM258 86H257V89L259 90L260 87L258 88ZM0 87L2 88V85H1ZM5 87H6V86H5ZM5 87H4V88H5ZM51 87H54V86L52 85ZM56 87H57V86H56ZM87 87H88V86H87ZM92 87H93V86H92ZM95 87H94V89H95ZM108 87H109V86H108ZM120 87H121V85H120ZM129 87H130V85H129ZM129 87H128V88H129ZM134 87H135V86H134ZM134 87H133V88H134ZM138 87H139V86H138ZM191 87H190V91H189V89H188L187 92H185V94H182V98H181V100H182L183 98L186 97V93H190V94H191L190 97L192 98V96H193L194 94H192V92H191V90L193 91V87H192V89H191ZM203 87L205 88V86H203ZM209 87H207V90H206V91H208L209 93H210V92L213 93L214 91H213L212 89H213L214 87H212L211 89H210ZM4 88H3V89H4ZM61 88H62V87H61ZM77 88H78V87H77ZM98 88H99V87H98ZM111 88H112V87H111ZM124 88H125V85H124ZM124 88H123V89H124ZM128 88H127V89H128ZM145 88H146V87H145ZM164 88H165V89H164ZM200 88H199V89H200ZM204 88H203V90H205ZM208 88H209L210 90H212V91H209ZM217 88H218V90H219V89H220V86L217 87ZM242 88H243V89H242ZM248 88H247V89H248ZM3 89H2V90H3ZM52 89H53V88H52ZM92 89H93V88H92ZM99 89H100V88H99ZM194 89L197 90V93L194 92L195 90L193 91V93H196V94H197V95H196V96H197L196 99H197V98H198V95H199V94H198V88H194ZM224 89H223V90H224ZM255 89H256V87H255ZM257 89H256V90H257ZM42 90H43V89H42ZM46 90H47V89H46ZM62 90L64 91V88H63ZM70 90H71V89H70ZM125 90H126V88H125ZM145 90H146V89H145ZM151 90H152V91H151V92H152L151 94H152V96H153V92H154L153 90H154V89H151ZM158 90H157V91H158ZM172 90H173V91H172ZM201 90H202V89H201ZM223 90H222V88H221L220 91H219V93L222 92ZM225 90H226V89H225ZM225 90H224V91H225ZM227 90L229 91V89H227ZM227 90H226V91H227ZM231 90H232V91H231ZM236 90H234V88H233V89L230 88V92L227 91V94L229 93V95H227V94L225 95L226 92H224V91H223V95H222L221 93H220V94H221V95H220V94L217 92V95L219 94V96H217L218 99H219V97H220V99H219L218 101H220L221 99L223 100L224 95H225V96H226L225 98L228 97V99H226V100H225V98H224L226 104L228 103L227 101H229V104H230V100H229V98H230L231 95H233V94H231V93H233V91H234V93H235ZM261 90H260V91H261ZM54 91H55V90H54ZM59 91H60V90H59ZM72 91H73V90H72ZM87 91H88V89H87ZM96 91H97V90H96ZM113 91H114V90H113ZM138 91H139V90H138ZM159 91H161V90H159ZM181 91H182V92H181ZM188 91H189V92H188ZM206 91H204V92H206ZM216 91H217V90H216ZM262 91H261V92H262ZM64 92H66V91H64ZM64 92H63V93H64ZM85 92H86V91H85ZM85 92H83L84 97H85ZM108 92H109V91H108ZM110 92H111V91H110ZM114 92H115V91H114ZM118 92H119V91H118ZM122 92H123V91H122ZM130 92H131V91H130ZM145 92H146V91H145ZM171 92H172V93H171ZM249 92H252V90H250ZM249 92H248V93H244V92H242V93H244V94H248V95H249ZM254 92H255V90L253 91V93H254ZM261 92H260L259 94H261ZM44 93H46V92H44ZM89 93H90V94H89V96H90V95H91V92L89 91ZM93 93H94V92H93ZM116 93H117V92H116ZM159 93H160V92H158V93H157L158 95L155 96V97H157V98H153V100L155 99L154 102L156 101V99H158V98L160 99V95H161V94H162L161 97H164L165 92H162V91H161V94H159ZM169 93H171V94H169ZM199 93H200V96H199V97L201 98V97L203 96V94H201V92H199ZM206 93H207V92H206ZM206 93H205V95L203 96L204 98H202V100H203V101H206V100H204V99H209V98H205V96H207V97L210 96L209 101H208V100L206 101V102L210 103V106H209V104H206V102H205V103H202V102H203V101H202L201 103H202V106H203V104H204V107L208 106L207 109H208V110H211L212 108H210V107L213 105V104L211 105L212 101H210L211 98H212V96H211L212 94L210 93L209 95H207ZM0 94H1V93H0ZM37 94H38V93H37ZM41 94H42V93H41ZM50 94H51V93H50ZM81 94H82V93H81ZM83 94H82V96L80 95V96H81V99H82V97H83ZM86 94H87V92H86ZM96 94H97V93H96ZM105 94H106V93H105ZM117 94H118V93H117ZM168 94H169L170 96H169ZM259 94L256 93V95L260 96ZM53 95H54V94H53ZM55 95H56V94H55ZM115 95H116V94H115ZM124 95H125V94H124ZM146 95H147V94H146ZM201 95H202V96H201ZM214 95H215V94L213 93V96H214ZM235 95H236V93H235ZM235 95L232 96L233 99H232V97L230 98V99L232 100L231 102H233V103L235 102V101H234V99H235V97H236ZM248 95H246V96H248ZM5 96H7V95H5ZM38 96H39V95H38ZM60 96H61V95H60ZM64 96H65V94H64ZM72 96L74 97L73 94H72ZM80 96H79V97H80ZM91 96H92V95H91ZM105 96H106V95H105ZM183 96H185V97H183ZM215 96H216V95H215ZM234 96H235V97H234ZM251 96H253V98L256 97L255 94L251 95V93H250V99H251V100H252ZM261 96H262V97H261ZM261 96H260V98H262V100H263L264 95H261ZM56 97H57V96H56ZM68 97H69V96H68ZM77 97H78V96H77ZM77 97H76V98H77ZM84 97H83L82 100H85ZM87 97H88V96H87ZM106 97H107V96H106ZM112 97H113V96H112ZM131 97H132V96H131ZM145 97H146V96H145ZM149 97H150V94H149ZM170 97H171L172 99H171ZM239 97H240V96H239ZM239 97H237L236 100H240V101H239V102H240V105H241V106H239L240 109L237 107L238 105L236 106L237 103H236V104L234 103L235 105H233V106H236V109L238 108V109H237V112H239L238 110H241V111H240V112H241L240 115L242 116V113L244 114V112H245V108H243V110H242V103H241L242 101H241V100H243V99H241V98H239ZM244 97H245V96H244ZM244 97H242V98H244ZM43 98H44V97H43ZM94 98H95V96H94ZM200 98H199V100H201ZM238 98H239V99H238ZM260 98L258 97L257 99H259V101L263 102L264 100L262 101ZM53 99H54V98H53ZM72 99H73V98H72ZM79 99H80V98H79ZM87 99H89V97H88ZM91 99H92V97H91ZM139 99H140V98H139ZM147 99H150V98H147ZM159 99H158V100H159ZM170 99H171V100H170ZM189 99H190V98H189ZM194 99H195V97H193L192 102L194 101ZM250 99H249V96H248V98L246 97V99H244V100H247V101L249 100V101H251ZM47 100H48V99H47ZM69 100H70V99H69ZM82 100H81V101H82ZM89 100H90V99H89ZM94 100H95V99H94ZM94 100H92V101H94ZM109 100H110V99H109ZM125 100H126V97H125ZM133 100H134V99H133ZM140 100H141V99H140ZM162 100H163V99H162ZM181 100H180V99H176V101H179V103L182 102V101H183V103H184V99H183L182 101H181ZM185 100L187 101V102H185L186 104L184 103V105H183V104L181 103V104H180L181 108H179L180 106H178V110H179V111H181V109H183V107H188V106H186V105L188 104V99H185ZM199 100L197 101V103L199 102ZM222 100H221V101H222ZM244 100H243V102L245 103ZM50 101H51V100H50ZM78 101H80V100H78ZM81 101H80L79 103H81ZM138 101H139V100H138ZM144 101H145V99H144ZM160 101H161V100H160ZM160 101H159V102H160ZM176 101H175V104H176ZM215 101H216V97H215V100H213L214 105H215ZM221 101L218 102V103L221 105V107L223 106V107L221 108L220 105H219V107L221 108L220 110H223V111L226 110V111H224V112L222 113V114H224L225 112L228 111V110H227V107H228V109L231 108V104L229 105V106H230V107H229V106H227V105L224 103V105H226V106H224V105L221 104ZM259 101H258V102H259ZM46 102H47V101H46ZM70 102H71V101H70ZM82 102H83V101H82ZM85 102H89V101H88V100H85ZM159 102L156 101L155 103L158 104ZM223 102H224V101H223ZM239 102H238V104H239ZM255 102L257 103V101L254 99V100H253V104H254V105H258V104H255ZM4 103H5V102H4ZM44 103H45V102H44ZM72 103H73V101H72ZM75 103H76V101H75ZM83 103H84V102H83ZM89 103H90V102H89ZM105 103H106V101H105ZM152 103H153V101H152ZM152 103H151V104H152ZM199 103H200V102H199ZM201 103L199 104V105H200L199 107L195 106L197 112H199L198 109H200V111H202V108H203V107L201 106ZM216 103H217V101H216ZM247 103H248V102H247ZM247 103H246V104H247ZM251 103H252V102H251ZM259 103H260V102H259ZM42 104H43V103H42ZM73 104H74V103H73ZM100 104H101V102H99V105H100ZM108 104H109V102H108ZM108 104H107V106H108ZM120 104H121V103H120ZM144 104H145V106H146V101L144 102ZM157 104H154V103H153L154 106H152V105H151V106H152L153 108L155 107L154 109H156ZM160 104H161V102L159 103V105H160ZM175 104H174V105L172 104L171 106H172V107H173V106L176 107ZM194 104H195V102L193 103V105H194ZM205 104H206V106H205ZM263 104H264V102H263ZM1 105H2V104H1ZM3 105H5V104H3ZM81 105H82V103H81ZM85 105H87V103H86ZM97 105H98V104H97ZM155 105H156V106H155ZM182 105H183V106H182ZM189 105H191L190 100H189ZM193 105H191L190 108H192ZM249 105H250V102H249ZM249 105H246V106L249 107ZM259 105L261 106V108H259V107H258V108H259L260 110L262 109V111H261L262 113H261L260 111H258V110H259L258 108H257L258 110H257L256 108H254V109H256V113H257V111H258L257 115H259V113L263 114V115L260 114V117H259V118H260V122H261V119L264 117V112H263L264 106L261 105V104H259ZM89 106H90V105H89ZM103 106H104V104H103ZM145 106H144V107H145ZM151 106H149V107H151ZM216 106H217V105H215L214 107H216ZM1 107H2V106H1ZM100 107H101V106H100ZM105 107H106V106H105ZM134 107H135V106L132 105V110H134ZM164 107H163V109H164ZM172 107L170 108V109H171V110H170V113H171V111H172V112L174 111V110H172ZM175 107H173V109H174ZM195 107L192 108V110H190V111L193 112V110L195 109ZM200 107H202V108H200ZM212 107H213V106H212ZM219 107H218V109H219ZM254 107H255V106H254ZM262 107H263V108H262ZM81 108H82V106H81ZM90 108H91V107H90ZM153 108H152V109H153ZM224 108H226V109H224ZM249 108H250V107H249ZM249 108H247V109H249ZM3 109H4V107H3ZM86 109H87V108H86ZM96 109H97V107H96ZM98 109H101V108H98ZM102 109H103V108H102ZM102 109H101V110H102ZM105 109H106V108H105ZM145 109H146V108H144L143 110L145 111ZM150 109H151V108H150ZM150 109L148 110L149 113L146 112V113L148 114V117H149V118L153 115V114H151V113H152V112L155 113V111H156V110H155V111H154V110L151 111ZM186 109H187V108H185V111H186ZM205 109H206V108H205ZM205 109L203 108V110H205ZM207 109H206V110H207ZM213 109H214V108H213ZM213 109H212V110H213ZM231 109L234 110L235 108L232 107ZM231 109H230V110H231ZM1 110H2V109H1ZM12 110H13V109H12ZM78 110H79V109H78ZM81 110H82V109H81ZM93 110H95V109H93ZM138 110H139V109H138ZM208 110H207V111H208ZM212 110H211V111H212ZM215 110H216V109H215ZM215 110H214V112H215ZM220 110H217V111H219V113L217 112L219 118H220L219 115L221 114V113H220ZM230 110H229V112H230ZM2 111H4V110H2ZM13 111H14V110H13ZM51 111H52V110H51ZM79 111H80V110H79ZM89 111H91V110H89ZM105 111H106V110H105ZM150 111H151V113H150ZM187 111H188V113H190V112H189V108L187 109ZM196 111H194V112L196 113ZM211 111H210V112H211ZM242 111H243V112H242ZM248 111L251 112V110H248ZM248 111H247V115H249V116H250V114L252 115V113H250V112L248 113ZM66 112H67V111H66ZM81 112H82V111H81ZM100 112H101V111H100ZM112 112H113V111H112ZM132 112H133V111H132ZM160 112H161V111H160ZM163 112H165V111H162L161 113H163ZM192 112H191V113H192ZM194 112H193V113H194ZM203 112L205 113L206 111H202L201 114H199V113L196 114V115H198V116L201 115V116L199 117L200 119H199L198 121L196 120V119H198V116L194 115L193 113H192V115H190L188 118L190 119V118L193 117V115H194V117H195L196 119L193 118V121L196 120L195 123L197 124V122H199L200 120H202V119L204 118V115H205V114H204ZM210 112H209V113H210ZM214 112H212L211 114H213ZM233 112H234V111H233ZM233 112H230V113L233 114ZM4 113H5V112H4ZM9 113H10V112H9ZM14 113H15V112H14ZM43 113H44V112H43ZM79 113H80V112H79ZM133 113H134V112H133ZM133 113H132V116H133ZM161 113H160V115H158V116H159V117H158V122L160 121L159 118L161 117V115L164 114V113H163V114H161ZM184 113H185V114H184ZM209 113H208V116H207V117H209V118H206V120H207V119L209 120V119H211L212 117H215V116H212V115H211V118H210V116H209L210 114H209ZM230 113H229V114H230ZM245 113H246V112H245ZM256 113H255V114H256ZM6 114H7V112H6ZM41 114H42V113H41ZM41 114H40V116H41ZM61 114H62V113H61ZM82 114H84V113H82ZM135 114H136V112H135ZM143 114H144V112H143ZM143 114H142V115H143ZM147 114L145 115L146 122L149 120V119H147ZM150 114H151V116H150ZM171 114H172V113H171ZM178 114H179V112H177V114H175V115H178ZM186 114H187V113L183 111V115H184L185 117H180V120H183V121H180V122H181V125H182V130H183V128H186V127H185V124H184V127H183V124H182V123H184V120H185L186 117L188 116V115H186ZM202 114H203V115H202ZM229 114H228V117H227V113L224 114V115H226L225 117H227L228 120H227L225 117H224V119H226L227 121H226V120H223V119H222V120H223V121H226V122H228L229 120H231V119L229 118V116L231 117V114H230V115H229ZM234 114H235V113H234ZM11 115H12V114H11ZM11 115H10V116H11ZM16 115H17V114H16ZM19 115H20V114H19ZM37 115H38V114H37ZM42 115H43V114H42ZM58 115H59V114H58ZM98 115H99V114H98ZM104 115H105V112H104ZM104 115H102V116H104ZM168 115H170L169 112H168V114L166 115V117H168L169 120L166 118L167 120L165 119L166 121L164 120V121H165V122L163 121L164 123H166L167 121L170 122V118H171V116H170V118H169ZM183 115H182V113H181L180 116H183ZM213 115H214V114H213ZM215 115H216V113H215ZM224 115H223V116H224ZM245 115H246V114H245ZM245 115H244V117H247L246 122L248 123V116H247V115L245 116ZM257 115H256V116H257ZM5 116H6V115H5ZM40 116H39V117H40ZM60 116H61V115H59V117H60ZM66 116H67V115H66ZM76 116H77V115H76ZM91 116H92V115H91ZM121 116H122V115H121ZM136 116H137V115H136ZM154 116H155V117H154L153 121H154L155 118H156V115H154ZM232 116H236V117H237V115H232ZM261 116H263V117H261ZM1 117H2V114H1ZM42 117H44V116H42ZM56 117H57V116H56ZM73 117H74V116H73ZM118 117H119V115H118ZM137 117H138V116H137ZM137 117H136V118H137ZM139 117H142V116L139 114ZM143 117H144V116H143ZM162 117L164 118V116H162ZM201 117H202V118H201ZM218 117H217V115H216L215 118H216V119H219ZM242 117H243V116H242ZM244 117H243V118H244ZM250 117H251V116H250ZM252 117H254V116L252 115ZM252 117H251V118H252ZM3 118H4V117H3ZM46 118H48V117H46ZM49 118H51V117L49 116ZM65 118H66V117H65ZM89 118H90V117H88V120H89ZM104 118H105V117H104ZM106 118H107V117H106ZM145 118H144V119H145ZM184 118H185V119H184ZM188 118H187V122L189 121ZM215 118H212V119H211V120H212L211 122H213V121L216 122V119H215ZM221 118H222V116H221ZM221 118H220V119H221ZM251 118H249V122H250V123H251V120H250ZM42 119H44V118H42ZM58 119H60V118H58ZM76 119H77V118H76ZM101 119H102V118H101ZM131 119H132V118H131ZM213 119H215V120H213ZM220 119H219V120H220ZM252 119H253V118H252ZM9 120L11 121V118H9ZM48 120H49V119H48ZM64 120H66V119H64ZM68 120H69V119H68ZM86 120H87V119H86ZM134 120H135V119H134ZM139 120H140V119H139ZM139 120H137V123H138ZM141 120H142V119H141ZM151 120H152V119H151ZM162 120H163V119H161V121H162ZM174 120H176V122H177V120H179V118L176 119V117H174ZM174 120H172V123L174 122ZM203 120H204V119H203ZM254 120H255V119H254ZM254 120H252V121H254ZM263 120H264V118H263ZM3 121H4V124H5V120H3ZM3 121H2V122H3ZM52 121H53V119H52ZM55 121H57V120L54 119V122H55ZM105 121H106V120H105ZM114 121H115V120H114ZM209 121H210V120H209ZM234 121H235V118H234ZM234 121H233V123H234ZM236 121H237V120H236ZM236 121H235V123H236ZM14 122H16V121H14ZM37 122H40V121H37ZM44 122H45V121H44ZM63 122H64V121H63ZM66 122H67V121H66ZM68 122H69V121H68ZM97 122H98V120H97ZM100 122H102V121H100ZM135 122H136V120H135ZM135 122L133 121L134 124H135ZM142 122H143V120H142ZM144 122H145V121H144ZM146 122H145V123H146ZM158 122H157V125H159V123H160V122H159V123H158ZM163 122H162V123H163ZM242 122L246 123L245 121H242ZM256 122H257V124H258V123H259V119H258V121H256ZM262 122H263V121H262ZM7 123H8V122H7ZM24 123H25V122H24ZM41 123H42V122H41ZM41 123H39V124L41 125ZM50 123H51V122H50ZM60 123H61V122H60ZM60 123H59V124H60ZM152 123H153V122H152ZM164 123L162 124V126L165 125ZM172 123H171V125H172ZM185 123H186V121H185ZM208 123H209V122H208ZM217 123H218V122H217ZM223 123H224V122H223ZM247 123H246V124H247ZM253 123H254V122H253ZM11 124H12V123H11ZM39 124H37V125H39ZM61 124H62V123H61ZM61 124H60V126H59L58 124H57V125H58L60 128L63 129V127H61V126H62ZM67 124H68V123H67ZM74 124H75V123H74ZM88 124H89V123H88ZM88 124H87V125H88ZM104 124H106V123H104ZM150 124H151V123H150ZM153 124H155V122H154ZM166 124H168V123H166ZM179 124H180V123H178V124H174V125H179ZM220 124H221V123H220ZM228 124H229V122H228ZM40 125H39V126H40ZM55 125H56V124H55ZM107 125H109V124H107ZM157 125H156V130L158 129V128H157V127H158ZM187 125H188V124H187ZM187 125H186V126H187ZM207 125H208V124H207ZM240 125H241V124H240ZM258 125H259V124H258ZM258 125L256 126V128H258ZM41 126H42V125H41ZM65 126H66V125H65ZM69 126H70V125H69ZM92 126H93V124H92ZM132 126H133V125H132ZM138 126H139V124H138ZM146 126H147V124H146ZM154 126H155V125H153L152 127H154ZM220 126H221V125H220ZM235 126H236V125H235ZM235 126H233V127H235ZM253 126H254V124H253ZM260 126H261V123H260V125H259V128H260ZM10 127H11V126H10ZM71 127H72V126H71ZM90 127H91V126H90ZM90 127H89V128H90ZM96 127H97V126H96ZM100 127H101V126H100ZM103 127H105V126H102V128H103ZM134 127H136V126H134ZM166 127L168 128L167 125H166L165 127H162V128H161L162 130H160V132H166V131H163V130H165ZM189 127H190V126H189ZM195 127H196V126H195ZM214 127H215V126H214ZM227 127H228V126H227ZM237 127H238V126H237ZM243 127H244V126H243ZM243 127H242V128H243ZM248 127H250V125H249ZM2 128H3V126H2ZM41 128H42V127H41ZM60 128H58L59 131H58V129H57V131H58V134H59V135H60V132H61V135H60V136H62V131H60ZM87 128H88V127H87ZM128 128H130V125H129ZM136 128H137V127H136ZM147 128H148V127H147ZM154 128H155V127H154ZM159 128H160V127H159ZM167 128H166V130H167ZM171 128H173V125H172ZM208 128H209V127H208ZM218 128H219V127H218ZM220 128H221V127H220ZM230 128H231V127H230ZM230 128H229V129H230ZM238 128H240V127H238ZM261 128H262V127H261ZM42 129H43V128H42ZM42 129H41V130H42ZM45 129H46V128H45ZM49 129H50V127H49ZM62 129H61V130H62ZM95 129H96V131H98L97 128H95ZM192 129H193V127H192ZM245 129H246V128H245ZM247 129H248V128H247ZM249 129H250V128H249ZM263 129H264V128H263ZM15 130H16V129H15ZM21 130H22V129H21ZM54 130H55V129H54ZM69 130H70V129H69ZM69 130H67V131H69ZM128 130L130 131V129H128ZM132 130H133V129H132ZM135 130H136V129H135ZM151 130H152V128H151ZM153 130H154V129H153ZM171 130H172V129H171ZM178 130H180L179 127H178ZM178 130H177V128H176V131H175V129H174V131H171V133H172V132H176V133H177ZM221 130H222V129H221ZM258 130H259V129H258ZM44 131H45V130H44ZM52 131H53V130H52ZM55 131H56V130H55ZM89 131H90V130H89ZM137 131H138V129H137ZM217 131H218V130H217ZM222 131H224V130H222ZM226 131H227V130H226ZM235 131H237V130H235ZM235 131H234V132H235ZM240 131H241V130H240ZM249 131H250V130H249ZM255 131H257V129H256ZM255 131H254V132H255ZM259 131H260V133H261V130H259ZM259 131H258V133L256 132L257 134H259V135H257V137H258L259 139L256 138V140H260V137H261V136H260ZM25 132H26V131H25ZM53 132H54V131H53ZM69 132L71 133L72 131H69ZM69 132L66 133V137H65V138L68 137V134H69V136H70V133H69ZM79 132H80V128H79ZM135 132H136V131H135ZM160 132H159V133H160ZM224 132H225V131H224ZM234 132H233V133H234ZM251 132H252V131H251ZM50 133H51V132H50ZM54 133H55V132H54ZM81 133H82V132H81ZM81 133H80V134H81ZM96 133H97V132H96ZM132 133H133V132H131V134H132ZM168 133H170V132L168 131ZM215 133H216V132H215ZM256 133H254L255 136L252 134L253 137H256ZM45 134H47V133H45ZM56 134H57V132H56ZM56 134H55V137H57V136L60 137L58 134H57V136H56ZM77 134H78V132H77ZM77 134H76V135H77ZM80 134H78V135L81 136ZM83 134H84V133H83ZM83 134H82V136H84V137L87 136V135L85 136V135H83ZM87 134H88V133H87ZM99 134L101 135V132H100ZM127 134H128V133H127ZM136 134H137V133H136ZM139 134H140L141 136H143L140 132H138L137 135H139ZM148 134H149V133H148ZM162 134H163V133H160V136H161ZM166 134H167V133H166ZM172 134H173V133H172ZM38 135H39V134H38ZM53 135H54V134H52V136H53ZM93 135H95V134H93ZM97 135H98V134H97ZM100 135H99V136H100ZM105 135H106V134H105ZM125 135H126V134H125ZM137 135H135V136H137ZM146 135H147V134H146ZM163 135H164V134H163ZM168 135H169V140H170V138H172L173 135H172V136H171V134H168ZM174 135H175V133H174ZM194 135H195V134H194ZM216 135H217V134H216ZM221 135H224V134L221 133ZM42 136L44 137V135H42ZM49 136H51V135H49ZM79 136H78V137L76 136V138H75V141H76V142H79V140H80V139L77 140V138H81V139L84 138V137L82 138V136H81V137H79ZM91 136H92V135H91ZM102 136H103V134H102ZM102 136H101V137H102ZM141 136H139V137L141 138ZM160 136H159V139L161 138ZM262 136H264V134H263ZM47 137H48V136H47ZM62 137H63V136H62ZM88 137H89V136H88ZM128 137H130V136L128 135ZM128 137H127V138H128ZM132 137L134 138L133 135H132ZM148 137H150V136H148ZM163 137H166V135L163 136ZM163 137H162V139H163ZM173 137H174V136H173ZM223 137H225V136H223ZM44 138H45V137H44ZM69 138H72V137H69ZM96 138H97V137H96ZM166 138H167V137H166ZM213 138H214V137H213ZM234 138H235V137H234ZM47 139H48V138H47ZM53 139H54V138H53ZM62 139H63V138H62ZM89 139H90V137H89ZM92 139H93V138H91V140H92ZM128 139H130V138H128ZM128 139H127V140H128ZM172 139H173V138H172ZM172 139H171L170 141H172ZM175 139H176V138H174V140H173V141H175V142H173V145H174L173 147H176V149L174 148V154H175L177 151H180V152H181V151H182L181 148H182V146H184V145L181 144L182 146L179 148V147H178V142H177L178 140H177V139L175 140ZM210 139H211V138H210ZM8 140H9V139H8ZM45 140H46V139H44V141H45ZM55 140L58 142V144H59V142H61V140L58 139V138L55 139ZM58 140H60V141H58ZM66 140H67V139H66ZM85 140H86V139H85ZM91 140H90V141H91ZM138 140L140 141L139 138H138ZM147 140H148V139H147ZM179 140H180V139H179ZM183 140H184V139H183ZM213 140H214V139H213ZM223 140H224V139H223ZM246 140H247V139H246ZM246 140H245V141H246ZM248 140H249V139H248ZM262 140H263V141H262V146H264V144H263V143H264V137L262 138ZM52 141H53V140H52ZM56 141H55V142H56ZM62 141H64V140H62ZM70 141H71V140H70ZM134 141H135V140H134ZM134 141H133L132 138H131V141H130V142L128 141V142L131 143V144H134V143L136 144V142H134ZM139 141H138L137 143H139ZM164 141H165V140H164ZM164 141H163V143H164ZM166 141H167V139H166ZM170 141H168V142H170ZM207 141H208V140H207ZM229 141H230V140H229ZM229 141H228V143H229ZM242 141H244V140H242ZM252 141H253V140H252ZM252 141H250V142H252ZM48 142H49V141H46V146H47L46 148L48 149L47 152H46V150H44V149L42 150V149H41V153H42V152H43V153L46 152V154H47V153H50L51 150H53L54 148H56V146L54 147V145H56L57 142H56V144H53L54 142H52L50 146L47 145ZM65 142L67 143V141H65ZM132 142H134V143H132ZM151 142H152V141H151ZM176 142H177V143H176ZM179 142L181 143V141H179ZM182 142H183V141H182ZM215 142H216V141H215ZM218 142H219V141H218ZM223 142H224V141H223ZM240 142H241V140L238 141L239 144H240ZM250 142H249V144H250ZM259 142H260V141H259ZM66 143H64L63 146H65ZM68 143H69V142H68ZM68 143H67L66 146H68ZM85 143H86V142H85ZM144 143H145V141H143V145H144ZM146 143H147V141H146ZM152 143H154V139H153V142H152ZM152 143H150V144L153 145ZM163 143H162V144H163ZM180 143H179V144H180ZM225 143H226V142H225ZM235 143H236V144H235ZM241 143L244 145V143H246V142H244V143L241 142ZM253 143H254V141H253ZM255 143L257 144V142H255ZM34 144H35V143H34ZM41 144H42V143H41ZM49 144H50V143H49ZM58 144H57V145H58ZM124 144L126 145V143H124ZM127 144H128V143H127ZM131 144H130V145H131ZM135 144H134V145H135ZM166 144H167V142H166ZM169 144H171V142H170ZM175 144H176L177 146H176ZM193 144H194V143H193ZM204 144H205V143H204ZM219 144H220V143H219ZM230 144H231V143H230ZM230 144H227V145H230ZM256 144H255V146H257ZM43 145H44V144H43ZM43 145H40V146L43 147ZM81 145H82V144H81ZM87 145H88V144H87ZM91 145H93V144H91ZM148 145H149V144H148ZM155 145H156V144L154 143L153 146H155ZM157 145H158V144H157ZM159 145H160V143H159ZM159 145H158V146H159ZM198 145H199V144H198ZM232 145H233V144H232ZM234 145H235V146H238L236 139H235V141H234ZM247 145H248V143H246V145H245V148H246V149H247V147H248ZM252 145H253V144H251L250 146L252 147ZM259 145H260V144H258L257 148H258V147L260 148ZM33 146H34V145H33ZM66 146H65V147H66ZM74 146H75V143H74ZM74 146H73V148H74ZM82 146H83V145H82ZM89 146H90V145H89ZM89 146H88L87 148H89ZM94 146H95V142H94V145L91 146V147H94ZM158 146H157V147H158ZM164 146H165V143H164ZM166 146H167V145H166ZM171 146H172V144H171ZM171 146H167V147H169V148H167L168 151H169L171 148H173V147H171ZM195 146H196V145H195ZM212 146H213V145H212ZM225 146H226V145H225ZM235 146H234V147H235ZM241 146H242V145H241ZM48 147H49V148H50V147H51V148L54 147V148H53V149H51V148L49 149ZM57 147H59V145H58ZM75 147L78 148L79 146L77 147V145H76ZM91 147H90V148H91ZM128 147H129V146H128ZM131 147H132V145L130 146L129 149H131ZM155 147H156V146H155ZM170 147H171V148H170ZM217 147H218V146H217ZM220 147H221V146H220ZM239 147H240V146H239ZM239 147H238V148H239ZM253 147H254V145H253ZM39 148H40V147H39ZM44 148H45V146H44ZM46 148H45V149H46ZM76 148H74V149H76ZM79 148H82V147H79ZM162 148L164 149V148H166V147H163V145H162L161 149L159 148L158 153L162 150ZM185 148H187V146H186V147H183V149L186 151ZM197 148H198V147H197ZM211 148H212V147H211ZM221 148H222V147H221ZM231 148H232V147H231ZM238 148H237V149H238ZM245 148H244V147L241 148V149H243V150H242V153H240V155H239V153H238L239 157H240V156H244V155H241V154L244 153ZM259 148H258V149H259ZM56 149H57V148H56ZM74 149H73V150H74ZM91 149H93V148H91ZM129 149L127 148V150H129ZM144 149H145V148H144ZM188 149H189V148H188ZM204 149H205V148H204ZM207 149H208V148H207ZM241 149H239V150H241ZM253 149H254V148H253ZM255 149H256V147H255ZM262 149L264 150L263 147H262ZM262 149H260V150H253V152H252V151H250V152L253 153V156H254V157L258 158L259 155L256 153V154L258 155V157L255 156V153H254V152H258V151H261V152H262V151H263ZM69 150H70V146H69ZM73 150H72V152H73ZM122 150H123V149H122ZM165 150H166V149H165ZM176 150H177V151H176ZM220 150H221V149H220ZM235 150H236V149H235ZM249 150H251V148H250ZM49 151H50V152H49ZM74 151H75V150H74ZM168 151H167V152H168ZM171 151H172V154H173V150H171ZM175 151H176V152H175ZM205 151H206V150H205ZM217 151H219V150H217ZM228 151H229V150H228ZM247 151H248V150H247ZM113 152H114V151H113ZM113 152H112L113 155H111V156H114V155H115V152H114V153H113ZM121 152H122V151H121ZM161 152L163 153V150H162ZM169 152H170V151H169ZM214 152H215V151H214ZM214 152H213V153H214ZM237 152H238V151H237ZM237 152H236V153H237ZM239 152H241V151H239ZM245 152H246V151H245ZM118 153H119V152H118ZM124 153H125V152H124ZM153 153H154V152H152V154H150V156L147 157V158H148V164H146V166L144 167V169L148 170V173L145 174V171H144V174H145V175H143V176L147 177L146 180H147L149 183L152 181V185H153V177H154V175L156 174V172H159V171H158V168H159V169L162 168V161H164V160L160 161L161 159L158 158V157H160V156H158V155H161V153H159L158 155H157L156 153H155V154H153ZM164 153H165V155H166V152H165V151H164ZM177 153H179V152H177ZM181 153H182V152H181ZM195 153H196V152H195ZM199 153H200V152H199ZM204 153H205V152H204ZM216 153H219V152H216ZM216 153H215L214 155L217 157V159H220L221 156H219V155L216 154ZM220 153H222V152H220ZM228 153H229V152H228ZM246 153L249 154L248 157L250 158V155H252V154H250L249 152H246ZM263 153H264V152H262V154H260V155L262 156ZM170 154H171V152H170ZM170 154L167 153V155H169V156H167V157L165 156L166 161H168V160L170 159V160H169V163H170L172 157L174 158V162L177 161L176 159H178V157H177V156L174 157L173 155H171V156H172V157H171ZM179 154H180V153H179ZM188 154H189V153H188ZM225 154H226V153H225ZM225 154H224V155H225ZM44 155H45V154H42L43 158L45 159V156H44ZM132 155H134V156H132V157H135L134 152H133ZM145 155H146V154H145ZM185 155H186V154H185ZM206 155H207V154H206ZM220 155H221V154H220ZM224 155H223V153H222V157H223ZM42 156H41V157H42ZM111 156H110V157H111ZM162 156H163V154H162ZM215 156H214V157H215ZM226 156L228 157V155H226ZM226 156H225L224 158H226ZM245 156H246V154H245ZM245 156H244V157H245ZM47 157H48L49 161L47 160ZM168 157H169V158H168ZM170 157H171V158H170ZM192 157H193V156H192ZM194 157H195V156H194ZM199 157H201V156H199ZM216 157H215V158H216ZM219 157H220V158H219ZM239 157H238L237 155H233L232 162H231V163H228V162H227L228 165L226 166L225 169H227V171H228V169L233 168V170H234V171L232 170V171L234 172V174H233V178L235 179V178L238 177L239 180H240V181H238V179H236V180L238 181V182H236V183H238V184H243V185H244V187L242 186V188H240L241 185H239L240 187H239V186H238V187L240 188V190H241V189H242V190H243V189L246 190L245 188H246V187L248 188V187H249V184H248V186L245 187V182H244L245 179L243 180V178H244V176L246 177L247 174L244 175L243 178H242V175L248 171L247 168H249V167H246V166L243 165L241 168H237L236 165H238L239 162H240V160H242V159H240L241 157H240V158H239ZM254 157H252L253 159L251 158V159H252L251 163L254 161ZM50 158H51V157H50ZM50 158H49V156H46V160L41 159V161H42V160L45 161V162L42 161L44 165H46L45 163H47V161H48L50 164H51V162H52V164H53V160H52L53 157H52V159H50ZM84 158H85V157H84ZM84 158L79 159V162H80V160H84ZM103 158H104V157H103ZM167 158H168V159H167ZM175 158H176V159H175ZM205 158H206V157H205ZM205 158H204V160H205ZM236 158H237V160H239V161H236ZM245 158H246V157H245ZM259 158H260V159H258V160H261V157H259ZM87 159H88V158H87ZM111 159H112V161H113V158H110V162L112 163V166H113L114 162H112ZM131 159H132V158H131ZM131 159H130L129 163H131V164L133 165L134 162L132 163ZM159 159H160V160H159ZM162 159H163V158H162ZM185 159H187V158H185ZM122 160H123V159H122ZM122 160H121V161H122ZM133 160H134V158H133ZM135 160H136V159H135ZM157 160H158V162H156ZM180 160H181V159H180ZM183 160H184V159H183ZM199 160H200V159H199ZM199 160H198V161H199ZM221 160H222V159H220L219 161L221 162ZM223 160H224V159H223ZM227 160H231V159H228V158H227ZM256 160H257V159H256ZM258 160H257V161H258ZM28 161H29V160H28ZM28 161L26 160L25 162H28ZM50 161H51V162H50ZM66 161H67V160H66ZM66 161H65V162H66ZM69 161H70V160H69ZM69 161H68V162H69ZM72 161H73V160H72ZM87 161H88V160H86V162H85V161H83V162H85V164H86V163H88ZM104 161H105V160H104ZM166 161H165V162H166ZM172 161H173V160H172ZM172 161H171V163H170L171 165L174 163V162L172 163ZM178 161H179V160H178ZM186 161H187V160H185V161H183V162H185V163L187 164V166H190ZM191 161H192V160H190V162H191ZM198 161H197V162H198ZM206 161H207V160H206ZM235 161H236V162H235ZM262 161H263V160H262ZM74 162H75V161H74ZM79 162H78V163H79ZM83 162H82V163H83ZM105 162H106V161H105ZM199 162H201V161H199ZM202 162L205 163V161H202ZM216 162H217V161H216ZM237 162H238V163H237ZM249 162H250V161H249ZM249 162L247 161L248 165L250 164ZM255 162H256V161H255ZM255 162H254V164H255ZM259 162H261V161H259ZM259 162H258V163H259ZM28 163H29V162H28ZM37 163H38V162H37ZM49 163H48V164H49ZM69 163H70V162H69ZM69 163H66V165L63 166V169H66V168L70 167L71 165H73V164H69ZM72 163H73V162H72ZM103 163H104V162H103ZM106 163H107V162H106ZM106 163H105V164H106ZM111 163H110V164H111ZM116 163L118 164V162H116ZM193 163H195V161H193ZM234 163L236 164L235 167H234ZM240 163L246 165V161H245V163H244L243 161H241ZM262 163H263V165H261V166L264 167V161H263ZM48 164H47V166H49ZM105 164H102V165L104 166ZM110 164H109V166H111ZM117 164H116V165H117ZM167 164H168V162L165 163V166H167ZM199 164H200V163H199ZM199 164H198V165H199ZM223 164H224V163H223ZM252 164H253V163H252ZM256 164H257V163H256ZM256 164H255V165H256ZM23 165H24V162H23ZM28 165H29V164H28ZM78 165H79V164H78ZM81 165H82V164H81ZM81 165H80V166H81ZM83 165H84V163H83ZM132 165L129 164V167L132 166ZM135 165H136V163H135ZM143 165H144V164H143ZM171 165H169V166H171ZM177 165H178V163H177L175 166L177 167ZM202 165H205V164H202ZM217 165H218V164H217ZM217 165H215V166L217 167ZM42 166H43V165L40 164L39 167H42ZM47 166H46V167L44 166L45 168L43 167L42 170H44V169L46 170ZM106 166H107V165H105V167H106ZM112 166H111V167H112ZM140 166H141V165H139L138 167H140ZM169 166H168V167H169ZM179 166H181V164H180ZM182 166H183V165H182ZM200 166H201V165H200ZM28 167H30V166H28ZM37 167H38V165H37ZM87 167H88V166H87ZM101 167H102V166H101ZM153 167H154V168H153ZM184 167L186 168V166H184ZM206 167L208 168V169H207V172H213V171H214L215 175L217 174L216 171H217L218 167H217V168L215 167L216 169H215L214 167H208V166H206ZM222 167H223V166H222ZM238 167H239V166H238ZM250 167H252V166H250ZM254 167H255L256 169H254L253 171H255V170H257V172L260 171V164H259V171H258V169H257L258 167H256V166H254ZM254 167H253V168H254ZM33 168H34V167H33ZM35 168H36V167H35ZM70 168H71V167H70ZM82 168H83V166H82ZM113 168H114V166H113ZM155 168H156V169H155ZM170 168H173V166L169 167V169H170ZM223 168H224V167H223ZM234 168H235V169H234ZM253 168H251V169H253ZM56 169L59 170L60 168H59V169L56 168ZM99 169H100V168H99ZM102 169L105 170V168H102ZM106 169H107V168H106ZM111 169H112V168H111ZM126 169L128 170V168H126ZM130 169L133 170V166H132ZM142 169H143V166H141V169H139V170H141V173H142ZM151 169H153L154 172H155V170H157V171L154 173L153 170H151ZM164 169H165V168H164ZM164 169H163V171H164ZM166 169H167V167H166ZM169 169H168V170H169ZM175 169H176V168H175ZM175 169L173 168V170L170 171V173H169L170 175H168V174H167L168 171H166V174L168 175V177L170 176V179H171V177H173V176L176 174V173H175V171H176ZM191 169H192V171H193L194 168L189 167V171H190ZM201 169H202V168H201ZM220 169H221V168H220ZM220 169H218V170H220ZM263 169H264V168H263ZM6 170H7V169H6ZM18 170H19V169H18ZM18 170H17V171H18ZM28 170H30V169H28ZM45 170H44V171H45ZM57 170H56L55 173L58 172ZM103 170H101V172H103ZM132 170H131V171H132ZM149 170H150V171H149ZM161 170H162V169H161ZM161 170H160V171H161ZM195 170H197V169L195 168L194 171H195ZM215 170H216V171H215ZM261 170H262V169H261ZM17 171H16V172H17ZM54 171H55V170H54ZM97 171H98V169L94 172L95 176L100 177V178L102 179V177L105 176V175H104V172L101 174V175H103V176H99L100 171H99V173H98ZM105 171H106V170H105ZM128 171H129V170H128ZM184 171H185V170H184ZM197 171H198V170H197ZM222 171H223V170H222ZM227 171H226V172H227ZM253 171H252V173L255 174ZM138 172H139V171H138ZM171 172H172V173L174 172V175L171 174ZM176 172H177V171H176ZM190 172H191V171H190ZM198 172H200V171H198ZM223 172H225V171H223ZM255 172H256V171H255ZM257 172H256V175H259V176H260V172H259V174H258ZM263 172H264V170H263ZM263 172H261V174H262ZM12 173H13V172H12ZM153 173H154V175H153ZM160 173H161V172H160ZM179 173H180V171H179L177 174L180 175L181 173L183 174L184 172H181L180 174H179ZM196 173H197L196 171H195V173L193 172L194 177H196V176H195ZM204 173H205V172H204ZM214 173H213V174H214ZM252 173H251V174H252ZM45 174H46L45 172H44V174H42V175H43V178H44V175H45ZM47 174H48V173H47ZM47 174H46V178L49 177V176H47ZM107 174H108V173H107ZM107 174H106L105 177H106V178H109V176L107 177ZM119 174H120V173H119ZM186 174L188 175L189 172L186 173ZM209 174L212 175V173H209ZM263 174H264V173H263ZM16 175H19V172H18ZM16 175L12 176L13 179L19 177V176H16ZM26 175H28V174L26 173ZM26 175H25V176H26ZM30 175H31V174H30ZM89 175L91 176V173H90ZM89 175H86V178H88ZM110 175H111V174H110ZM131 175H132V174H131ZM139 175H140V173L137 174V180L140 178ZM141 175H142V174H141ZM160 175H163V173H161ZM171 175H173V176H171ZM183 175H184V174H183ZM187 175H186V176H187ZM206 175H208V174H206ZM219 175H220V174H219ZM223 175H224V174H223ZM227 175H228V174H227ZM23 176H24V175H23ZM63 176H65L64 173H63ZM186 176H185V177H186ZM209 176H210V175H209ZM213 176H214V175L211 176V177H212V180H213V179H216V178H214ZM231 176H232V175H231ZM235 176H236V177H235ZM21 177H22V176H21ZM26 177L28 178V176H26ZM105 177H104V179H106ZM122 177H123V175H122ZM156 177H158V176L155 175V178H154V179H156V180L154 181L155 183H157V182H156L157 179H159L158 182H161V180L164 181V178H162V179L160 180L161 177H160V178H156ZM168 177H167L166 179L169 180L168 182H170L172 179L170 180V179H168ZM175 177L178 178L177 175H176ZM175 177H174V178H175ZM180 177H182V175H180ZM188 177H189V176H187V178H188ZM220 177H221V176H220ZM247 177H248V176H247ZM247 177H246V178H247ZM261 177H262V175H261ZM263 177H264V176H263ZM6 178H7V177H6ZM23 178H24V177H23ZM27 178H26V180H28ZM151 178H152V180L150 181ZM199 178H201V177H199ZM233 178H232V180H234ZM259 178H260V177H259ZM20 179H21V178H20ZM29 179H30V176H29ZM89 179H90V178H89ZM93 179H95V178H94V177H91L90 181L93 180ZM123 179H124V177H123ZM135 179H136V178H135ZM135 179H134V180H135ZM141 179H144V178L141 177ZM262 179H263V182H260V180H261V178H260L259 183H262V184H263V183H264V178H262ZM8 180H9V179H8ZM8 180H7V181H8ZM10 180H11V179H10ZM32 180H33V179H32ZM112 180H113V179H112ZM176 180H177V179H176ZM176 180H175V181H176ZM190 180H191V179H190ZM199 180H200V179H199ZM220 180H221V179H220ZM242 180H243V181H242ZM249 180H250V178L248 177V182L250 183ZM251 180H252V182H253V179H251ZM14 181H17V180H15V179H14L13 181L11 180V182H13V183H14ZM21 181H22V180H21ZM30 181H31V180H30ZM187 181H189V180H187ZM202 181H203V180H202ZM204 181H205V180H204ZM207 181H208V180H207ZM213 181H214V180H213ZM246 181H247V180H246ZM8 182H9V181H8ZM18 182H19V181H17V183H18ZM27 182H28V181H27ZM226 182H227V181H226ZM252 182H251V183H252ZM46 183H47V182H46ZM136 183H137V182H136ZM140 183H142V182H140ZM145 183H146V182H145ZM145 183H144V184H145ZM155 183H154V184H155ZM170 183H171V182H170ZM172 183H173V181H172ZM191 183H192V182H191ZM204 183H205V182H204ZM208 183H209V182H208ZM217 183H218V181H217ZM219 183H220V182H219ZM223 183H224V182H223ZM236 183H235V184H231V185H233V187H234V186L236 185ZM246 183H247V182H246ZM9 184H10V182H9ZM158 184H159V185H158V187H159L161 183H158ZM224 184H225V183H224ZM252 184H253V183H252ZM252 184H250V186H252ZM255 184H257V182H256ZM255 184H253V185H255ZM47 185H48V183H47ZM156 185H157V184H156ZM162 185H163V184H162ZM164 185H165V184H164ZM164 185H163V186H164ZM178 185H179V183H178ZM205 185H206L205 187H207L208 184L205 183ZM213 185H215V184H213ZM219 185H220V184H219ZM225 185H226V184H225ZM182 186H183V185H182ZM208 186H210V185H208ZM228 186H229V185H228ZM236 186H237V185H236ZM45 187H46V186H45ZM47 187H48V186H47ZM47 187H46V189H47ZM155 187H156V186H154V188H155ZM178 187H179V186H178ZM185 187H186V186H185ZM212 187H216V186H212ZM224 187H225V186H224ZM229 187H230V186H229ZM253 187H254V186H253ZM262 187H264V185H263ZM8 188H9V187H8ZM179 188H180V187H179ZM188 188H189V185H188ZM188 188H187V189H188ZM1 189H2V188H1ZM93 189H94V188H93ZM162 189H163V188H162ZM204 189H205V188H204ZM204 189H203V190H204ZM209 189H210V188H209ZM211 189H213V188H211ZM220 189H221V188H220ZM222 189H223V187H222ZM251 189H252V188H251ZM6 190H7V189H6ZM156 190H157V189H156ZM169 190H170V189H169ZM173 190H174V189H173ZM183 190L185 191V189H183ZM206 190L208 191V188H206ZM206 190H205V191H206ZM213 190H214V189H213ZM227 190H228V189H227ZM254 190H255V188H254ZM260 190H261V188H260ZM89 191H90V190H89ZM89 191H88V192H89ZM167 191H168V190H167ZM229 191L231 192L230 188H229ZM232 191H235V187L232 189ZM246 191H247V190H246ZM261 191H263V189H262ZM261 191H260V192H261ZM40 192H41V191H40ZM158 192H159V191H158ZM185 192H186V191H185ZM189 192H190V191H189ZM210 192H211V191H210ZM217 192H218V191H217ZM222 192L225 193L226 191H219L218 194H219V193H222ZM230 192H228V193L230 194ZM238 192H240V191H238ZM238 192L236 191V193H238ZM247 192H249V191H247ZM256 192H257V191H256ZM260 192H259L258 194H260ZM42 193H43V192H42ZM173 193H174V192H173ZM251 193H252V192H251ZM43 194H44V193H43ZM53 194H54V193H53ZM57 194H58V193H57ZM200 194H201V193H200ZM208 194H210V193H208ZM212 194H213V192H212ZM222 194H223V193H222ZM226 194H227V193H226ZM5 195H6V194H5ZM85 195H86L88 198H90V197H89L90 195L88 196V193H87V192L85 193ZM180 195H181V194H180ZM193 195H195V194L193 193ZM224 195H225V194H224ZM239 195H240L241 197H243V196H242L243 194L240 193ZM254 195H255V194H254ZM260 195H261V194H260ZM56 196L58 197L59 195H56ZM172 196H173V195H172ZM175 196H176V195H175ZM197 196H198V195H197ZM202 196H203V195H202ZM217 196H218V195H217ZM229 196H230V195H229ZM240 196H239V197H240ZM256 196H257V194H256ZM258 196H259V195H258ZM263 196H264V194H263ZM263 196H262V197H263ZM57 197H56V198H57ZM236 197H237V194H236ZM254 197H255V196H254ZM259 197H260V196H259ZM19 198H20V197H19ZM190 198H191V197H190ZM200 198H201V197H200ZM223 198H224V197H223ZM229 198H230V197H229ZM237 198H238V197H237ZM248 198H249V196H248ZM255 198H258V197H255ZM255 198H254V200H255ZM193 199H194V198H193ZM226 199H228V198H225L224 200H226ZM239 199H240V198H239ZM263 199H264V198H263ZM263 199H262L260 205H262V203L264 202ZM4 200H5V198H4ZM89 200H90V199H89ZM89 200H88V202H89ZM200 200H201V199H200ZM204 200H205V199H204ZM204 200H203V201H204ZM215 200H216V199H215ZM237 200H238V199H237ZM260 200H261V198H260ZM203 201H201V202H203ZM208 201H209V200H208ZM227 201H228V200H227ZM227 201H226V202H227ZM240 201H241V199H240L239 201H237V202L239 203ZM247 201H248V200H247ZM16 202H17V201H16ZM86 202H87V201H86ZM86 202H85V204H86ZM135 202H136V201H135ZM204 202H207V201H204ZM213 202H214V204H215V203L218 202V201H216V202L213 201ZM213 202H212V204H213ZM228 202H229V201H228ZM235 202H236V201H235ZM242 202H243V201H242ZM242 202H241V203H242ZM258 202H259V201H258ZM258 202H257V203H258ZM7 203H8V202H7ZM89 203H90V202H89ZM89 203H88V204H89ZM209 203H210V202H209ZM209 203H208V207H209L210 205L212 206V204L209 205ZM219 203H220V202H219ZM230 203H231V202H230ZM230 203H229V204H230ZM238 203H237V204H238ZM241 203H240V206H241ZM254 203H256V202H254ZM257 203H256V204H257ZM198 204L200 205L199 202H198ZM205 204H206V203H205ZM246 204H247V203H246ZM256 204H255V205H256ZM15 205H16V203H15ZM28 205H31V204H28ZM86 205H87V204H86ZM133 205H134V204H133ZM133 205H132V208H133V209H131V210H133V211L137 210V209L134 210V208H136V207H134L135 205H134V206H133ZM136 205H137V204H136ZM140 205H141V204H140ZM219 205H220V204H219ZM223 205H224V204H223ZM252 205H253V204H252ZM257 205H258V204H257ZM257 205H256V206H257ZM263 205H264V203H263ZM138 206H139V205H138ZM161 206H162V205H161ZM203 206H204V205H202V207H203ZM220 206H221V205H220ZM238 206H239V205H238ZM242 206L244 207V204H242ZM17 207H18V206H17ZM17 207H16V208H17ZM28 207H29V206H28ZM202 207H201V208H202ZM212 207H213V206H212ZM221 207H222V206H221ZM223 207H224V206H223ZM246 207H247V206H246ZM259 207H260V206H259ZM13 208H14V207H13ZM139 208H140V207H138V210H139ZM152 208H153V207H152ZM152 208H150L151 211L153 212V213L151 212V216H153L154 214H156V213H157L156 211H159L158 209H154V208H153V209H154V211H153ZM193 208H194V207H193ZM209 208H210V207H209ZM209 208H208V209H209ZM229 208H230V206H229ZM234 208H235V207H234ZM251 208H252V206H251ZM261 208H264V206H262ZM24 209H25V208H24ZM32 209H33V208H32ZM195 209H196V207H195ZM198 209H200V208H198ZM205 209H207V208H204V210H205ZM214 209H216V208L214 207ZM221 209H222V212H223V209H224V208H221ZM221 209H219L218 212H221V211H220ZM247 209H248V207H247ZM249 209H250V206H249ZM79 210H80V209H79ZM86 210H87V209H86ZM86 210L84 211V213H85L86 215H89V214L87 213ZM204 210H203V212H205ZM212 210H213V209L210 208V210H207V211L214 212V213L217 214V211L215 212L214 210H213V211H212ZM229 210H230V209H229ZM231 210H232V209H231ZM233 210H234V209H233ZM261 210H262V209H261ZM194 211H195V210H194ZM243 211L245 212V208H244ZM253 211H254V210H253ZM256 211H257V210H256ZM135 212H136V211H135ZM171 212H172V211L170 210V211L167 212V213L170 214ZM197 212H200V210H198ZM197 212H196V213H197ZM233 212H234V211H233ZM233 212H232V213H233ZM239 212H240V211H239ZM241 212H242V211H241ZM241 212H240L239 214H237V215L240 216V215H241ZM254 212H255V211H254ZM257 212H258V211H257ZM263 212H264V211H263ZM13 213H14V212H13ZM133 213H134V212H133ZM147 213H148V212H147ZM206 213H207V212H206ZM208 213H209V212H208ZM235 213H237V212H235ZM246 213H247V212H246ZM7 214H8V213H7ZM30 214H31V213H30ZM134 214H135V213H134ZM152 214H153V215H152ZM185 214H186V213H185ZM192 214H193V213H192ZM199 214H200V213H199ZM203 214H205V213H203ZM210 214H212V213H210ZM216 214H215V215H216ZM218 214H219V213H218ZM221 214H222V213H221ZM147 215H148V214H147ZM208 215H209V214H207V216H208ZM234 215H235V214H234ZM252 215H253V214H252ZM144 216H145V213H144ZM151 216H150V218H151ZM158 216L160 217V215H158ZM167 216H168V215H167ZM195 216H196V215H195ZM210 216H211V215H209V217H210ZM216 216H217V218H218V215H216ZM216 216H214L215 219H216ZM219 216H220V215H219ZM227 216H228V215H227ZM231 216H233V215L231 214ZM243 216H244V215H243ZM247 216H248V214L246 215V218H247ZM168 217H169V216H168ZM170 217H171V218H170V220H171V219L173 218V216H171V214H170ZM176 217H177V215H176ZM193 217H194V215H193ZM196 217H197V216H196ZM196 217H195V218H196ZM198 217H199V216H198ZM209 217H208V218H209ZM211 217H213V216H211ZM211 217H210L209 219H207L206 216L204 217L207 221L210 220V222H208V225H209V226H211L212 224L215 223V220L212 221V223H211V220H212ZM234 217H235V216H233L232 218L234 219ZM236 217H237V216H236ZM236 217H235V218H236ZM251 217H255V216L253 215V216H251ZM134 218H135V217H134ZM136 218H138V217L136 216ZM141 218H142V217H141ZM146 218H147V220H148V219L150 220V218H148V217H146ZM154 218H155V217H153V219H154ZM156 218H157V216H156ZM189 218H190V217H189ZM229 218H230V217H229ZM229 218H228V219H229ZM244 218H245V217H244ZM248 218H249V219H248ZM248 218H247V219L250 221V217H248ZM258 218H260V217H258ZM173 219H174V218H173ZM173 219H172V221H173ZM213 219H214V218H213ZM237 219L240 220V217H238ZM247 219H246V220H247ZM261 219H262V218H261ZM261 219H259V220H261ZM133 220H134V219H133ZM145 220H146V219H145ZM145 220H144V222H145ZM147 220H146V221H147ZM170 220H169V221H170ZM229 220H230V219H229ZM248 220H247V221H248ZM26 221H27V220H26ZM150 221H151V220H150ZM182 221H183V219H182ZM182 221H180V223H181ZM233 221H235V220H233ZM236 221H237V220H236ZM241 221H243V217H242V220H241ZM247 221H246V222H247ZM249 221L247 222V224L245 223L246 225H244V226H247V227H248V225H249ZM252 221L255 222V220H253V218H252ZM152 222H153V221H152ZM156 222H157V221H156ZM186 222H187V221H186ZM213 222H214V223H213ZM263 222H264V219L262 220L260 227L262 226ZM21 223H22V222H21ZM134 223L136 224L137 222H135V221L132 222V224H134ZM148 223H150V222H148ZM193 223H194V222H193ZM209 223H210V224H209ZM216 223H217V222H216ZM243 223H244V222H242V224H243ZM256 223H257V222H256ZM258 223H260V221H258ZM258 223L256 224L257 226H258ZM158 224H159V223H157V227L154 228L153 233H154V234H157V236L160 237V238L157 237V236L155 237V239H156V243H159V242H160V244H161V241L164 240L165 235H166L167 238H168V236H167V234L162 235V233H163L162 231H161V232H160V231H157V229L160 228V226L158 227ZM171 224H172V223L169 224V227H170ZM177 224H178V223H177ZM181 224H182V223H181ZM186 224H187V223H186ZM206 224H207V223H206ZM206 224H205V225H206ZM237 224H238V223H237ZM252 224H254V223L252 222ZM136 225H137V224H136ZM154 225H155V224H154ZM174 225H175V224H174ZM179 225H180V224H179ZM192 225H193V224H192ZM208 225H207V226H208ZM214 225H215V224H214ZM216 225H217V224H216ZM132 226H133V225H132ZM134 226H135V225H134ZM139 226H141V224H139ZM151 226H153V223H152ZM177 226H178V225H177ZM217 226H218V225H217ZM242 226H243V225H242ZM249 226H250V225H249ZM263 226H264V224H263ZM136 227H138V226H136ZM154 227H155V226H154ZM198 227L200 228V226H198ZM218 227H219V226H218ZM226 227H227V226H226ZM247 227H245V228L247 229ZM250 227H251V226H250ZM254 227H256V226H254ZM172 228H173V227H170V229H172ZM176 228H177V227H176V225H175V230H174V232L172 231V233H175V234H176V233H177L176 230H180V229L183 230L182 227H178L179 229H178V228L176 229ZM227 228H228V227H227ZM256 228L258 229V227H256ZM132 229H133V228H132ZM152 229H153V228H152ZM193 229H194V227H193ZM196 229H197V228H196ZM218 229H219V228H218ZM230 229H231V228H230ZM248 229H249V228H248ZM253 229H254V228L252 227V230H253ZM181 230H180V232H181ZM249 230H250V229H249ZM261 230H263V228H262ZM151 231H152V230H151ZM202 231H203V230H202ZM210 231H211V229H210ZM212 231H213V230H212ZM228 231H229V230H228ZM245 231H246V230H245ZM255 231L257 232V230H255ZM255 231H254V233H255ZM198 232H199V231H198ZM247 232H248V231H247ZM249 232H251V230H250ZM153 233H152V234H153ZM164 233H165V232H164ZM182 233H184V232H181V233L178 232L176 235H180V234H182ZM208 233H211V232H208ZM219 233H220V232H219ZM232 233H233V232H232ZM251 233H252V232H251ZM251 233H250V234H251ZM154 234H153V235H154ZM185 234H186V233H185ZM230 234H231V233H230ZM236 234H237V232H236ZM246 234H248V233H246ZM255 234H256V233H255ZM258 234H259V232H258ZM261 234H263V233H261ZM95 235H96V234H95ZM206 235H207V234H206ZM215 235H216V234H214V236H215ZM239 235H240V234H239ZM253 235H254V234H253ZM259 235H260V234H259ZM259 235H257V236H259ZM163 236H164V237H163ZM174 236H175V235H174ZM174 236L172 237V239H171L170 241L176 240V239H177L178 237H180L181 235H180V236H175V237H177L176 239H175ZM186 236H187V235H186ZM219 236H220V235H219ZM246 236H247V235H246ZM251 237H252V235H251ZM253 237H254V236H253ZM262 237H263V236H262ZM189 238H190V237H189ZM197 238H199V237H197ZM213 238H214V237H213ZM216 238H218L217 235H216ZM236 238H239V237H238V234H237ZM257 238H258V237H257ZM257 238H254V239H257ZM168 239H169V238H168ZM204 239H205V238H204ZM240 239H241V238H240ZM247 239H248V238H247ZM247 239H246V240H247ZM250 239H251V238H250ZM254 239H253V240H254ZM262 239H263V238H261V240H262ZM94 240H95V239H94ZM98 240H100V239H98ZM98 240H97V241H98ZM105 240L107 241V239H105ZM177 240H180V241H181V237H180L179 239H177ZM177 240H176L175 242H177L176 244H179L180 241H179V243H178ZM187 240H188V239H187ZM189 240H190V239H189ZM202 240H203V238H202ZM214 240H215V239H214ZM229 240H230V239H229ZM233 240H234V239H233ZM235 240H236V239H235ZM251 240H252V239H251ZM251 240H250V241H251ZM253 240H252V241H253ZM106 241H105V242H106ZM165 241H166V240H164V242H165ZM196 241H197V240H196ZM248 241H249V240H248ZM250 241H249V242H250ZM105 242H104V243H105ZM151 242L154 243L155 241H153V239H152ZM151 242H150V243H151ZM162 242H163V241H162ZM168 242H169V241L167 240V243H168ZM184 242H186V240H185ZM187 242H188V241H187ZM206 242H207V241H206ZM206 242H205V243H206ZM209 242H210V241H209ZM213 242H214V241H213ZM216 242H217V241H216ZM219 242H220V241H219ZM232 242H233V241H232ZM236 242H237V241H236ZM253 242H254V244H255V241H253ZM89 243H90V241H89ZM92 243H93V242H92ZM92 243H90V244H91V245H94V244H92ZM99 243H100V241H99ZM106 243H107V242H106ZM150 243H149V244H150ZM153 243H152V244H153ZM169 243H170V242H169ZM169 243H168V244H169ZM181 243H182V242H181ZM181 243H180V245H181ZM188 243H189V242H188ZM188 243H186V244H188ZM229 243H230V242H228V244H229ZM245 243H246V241H245ZM251 243H252V242H251ZM258 243H259V242H258ZM160 244H159V245H160ZM163 244L165 245V243H163ZM176 244H173V247H172L171 244H170L171 246L169 245V246H170V248H169V249H170V252L173 250V248L175 247ZM211 244H212V243H211ZM215 244H216V243H215ZM215 244H214V246H215ZM239 244H241V243H239ZM239 244H238V245H239ZM263 244H264V243H263ZM95 245H96V244H95ZM159 245H158V246H159ZM164 245H163V246H164ZM182 245H183V243H182ZM217 245H218V244H217ZM235 245H236V244H235ZM250 245H252V244H250ZM260 245H262V244H260ZM107 246H108V245H107ZM107 246H106V247H107ZM154 246H155V245H154ZM169 246H168V247H169ZM189 246H190V245H189ZM208 246H209V244H208ZM230 246H231V245H230ZM242 246H243V245H242ZM253 246H254V245H253ZM96 247H97V245H96ZM152 247H153V246H152ZM160 247H161V246H160ZM165 247L167 248V246H165ZM165 247H164L165 251H164V249H163V251H162V252H164V253H165L166 251L169 250V249L167 250ZM171 247H172V248H171ZM177 247L179 248V246H177ZM177 247H176V248H177ZM182 247H183V246H182ZM184 247H185V246H184ZM194 247H195V246H194ZM231 247H232V246H231ZM236 247H237V245H236ZM240 247H241V245H239V246L237 247L238 250H239V254H238V256L243 252V249H244V248H241L242 250H240V249H239ZM256 247H257V245H256ZM107 248H108V247H107ZM161 248H163V247H161ZM178 248H177V249H178ZM185 248H186V247H185ZM208 248H209V247H208ZM214 248H215V247H214ZM229 248H230V247H229ZM229 248H228L227 250H229L230 252L233 250L232 252H234L233 247L230 248V249H232V250H230ZM234 248H235V246H234ZM260 248H261V246H260ZM153 249H154V247H153ZM153 249H152V250H153ZM156 249H157V247H155V251H157V252L154 251V254H156V253L158 254V250H156ZM159 249H160V248H159ZM177 249H176V250H177ZM223 249H224V248H223ZM254 249H255V246H254ZM254 249H253V250H254ZM256 249H258V248H256ZM103 250H104V249H103ZM176 250L174 249L175 252H176ZM213 250H214V249H213ZM213 250H212V251H213ZM217 250H218V249H217ZM238 250L235 251L233 254L231 253V254H232L231 256H234V257H235V256H236V253H238ZM253 250H252V251H253ZM100 251H101V250H100ZM174 251H172V252L174 253ZM178 251H179V249H178ZM221 251H222V250H221ZM244 251H245V250H244ZM250 251H251V250H250ZM160 252H161V250H160ZM172 252H171V254H172ZM226 252H227V251H226ZM230 252H227V253L229 254ZM240 252H241V253H240ZM256 252H257V251H256ZM1 253H2V251H1ZM245 253H246V252H245ZM254 253H255V252H254ZM260 253H261V251H260ZM102 254H103V253H102ZM224 254H225V253H224ZM224 254H223V255H224ZM242 254H244V252H243ZM242 254H241V255H242ZM249 254H250V253L247 252V254H245V255L250 256ZM166 255H169V254L167 253ZM258 255H260V254L258 253L257 256H258ZM263 255H264V254H263ZM263 255H262V257H263ZM153 256H154V255H153ZM174 256H175V255H174ZM229 256H230V255H229ZM229 256L227 255L228 259H227V257H226V260H228V261L225 260L226 262L223 261L224 263L230 264V260H231V259H229V258H230L231 256H230V257H229ZM238 256H237V257H238ZM7 257H8V256H7ZM156 257H157V256H156ZM219 257H220V255H219ZM240 257L242 258V256H240ZM244 257L246 258L247 256H244ZM251 257H252V256H251ZM9 258H10V257H9ZM172 258H173V257H172ZM231 258H232V257H231ZM241 258H240V261H241ZM245 258H244V261H243V262L241 261V264H244V263H245V261H246ZM253 258H254V257H253ZM7 259H8V258H7ZM13 259H16V258L14 257ZM25 259H27V258H25ZM157 259H158V258H157ZM157 259H156V260H157ZM249 259H250V258H248V260H249ZM260 259H261V258H260ZM222 260H224V258H223ZM248 260H247V262L250 264V260H249V261H248ZM255 260H256V259H255ZM11 261H12V260H11ZM15 261H16V260H14V262H15ZM24 261H26V260H24ZM172 261H173V259H172ZM9 262H10V261H9ZM27 262H28V261H27ZM27 262L24 263V264H27ZM196 262H197V261H196ZM231 262H233V261H231ZM247 262H246V263H247ZM256 262H257V261H255L254 263L256 264ZM10 263H11V262H10ZM12 263H13V261H12ZM13 264H14V263H13ZM15 264H17V263L15 262ZM31 264H32V262H31ZM213 264H214V263H213ZM232 264H234V263H232Z\"/></svg>",
  "mask_w": 264,
  "mask_h": 264
}]
</instances>
